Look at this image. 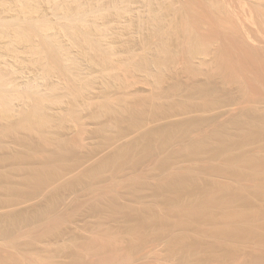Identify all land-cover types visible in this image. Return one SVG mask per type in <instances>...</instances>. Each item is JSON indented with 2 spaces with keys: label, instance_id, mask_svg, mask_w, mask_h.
I'll use <instances>...</instances> for the list:
<instances>
[{
  "label": "rangeland",
  "instance_id": "rangeland-1",
  "mask_svg": "<svg viewBox=\"0 0 264 264\" xmlns=\"http://www.w3.org/2000/svg\"><path fill=\"white\" fill-rule=\"evenodd\" d=\"M40 1L42 2L43 0H40ZM93 1L95 2L97 0H93ZM111 1L112 2L114 1V2L111 3ZM111 1H109V0H100L99 1V3L100 2L102 3L101 5L103 7L106 6L105 7L106 10L109 6H111V7H109L108 11H104L105 8L102 10L103 7L100 9V10L104 11V12H102V14L103 13L105 14L104 18L106 19L108 17L106 19V22H105V23H107V25L106 24H103V25L107 26L108 29H111V34H113V33L115 34V32H117L119 30V28H120L119 26L122 25V23L120 21H122L125 18L123 22H126V24L124 26L127 25L128 28L127 27L121 28L119 30V33L115 34V36L112 35V37L116 38L119 36L120 38H118V39L122 38L125 42L129 41L128 44L130 43V45L128 47H131V49L132 48L135 49L138 47L140 50V54H141V49L143 48V50H146V48L148 46L146 45L147 47H145V46L142 47L143 46L142 43L139 41H137V43H136V39L138 40L140 38L139 40H142L141 37L146 36L147 33H148L147 35H150L151 33L155 34L157 29L159 30V28H157L158 26H156V25L154 26V24L152 25L151 24L152 22L150 23L148 21L149 18L147 17V15L145 17L144 12H141V11H145L146 7H147L148 8L146 10L147 13L145 12V14H148V16H149L150 13L148 12V10L149 11L153 10L152 9L153 5L150 9L149 6L151 5V3H149V5L147 6L145 4L146 0H143V1H140V0L135 1L134 0L135 7H133L134 8V10H133L132 6H134V4L132 3L133 1L131 2V0H130L131 3H129V1L127 2L128 3L127 6L125 5V2L124 3L122 2L123 0H121V1L120 0H111ZM151 1H153V0H151ZM158 1L156 2L157 4L155 3V5H157L158 8L155 6L154 9L160 11L159 6H161V7L163 6L161 8V10L164 12V14H163L164 16L162 17L161 22L163 21V23H161V25L163 24L165 27L164 26H161V27H162V29L164 28L163 31L164 30L166 31V29H167V31H166L167 33L163 34V36L164 35L166 36V38H163V39H162L163 36L162 37L160 36V35H162L163 32L162 33L157 32L156 35H157V37H159V39L161 38L160 41L166 39L164 42L165 44H166V41H169V42H167L166 46L163 45L164 51H166V52H164L162 50L160 51L161 48L158 47L159 46L158 45L157 47H158L160 53L161 52H163V53L159 54V52H157V53H155L154 56L152 54V56L150 55L148 57L151 58L150 59L151 61L150 60L149 61L151 63L150 65H152V66H153L155 60H156L155 65H157L156 62H158L159 60H162L161 62H163L162 64H164L162 66L160 61H159L158 64L160 66L154 67L155 69L153 68L154 69L153 71H156V69H159L160 67H162L161 70H163L165 68L167 69L166 70L167 72L165 71L164 76H163L165 79H162L163 77L160 78L158 76L160 80L162 79L160 82L163 84L162 88L160 85H159L160 87L158 88V89H160V88L163 89V90L160 89L162 92H160L158 89H156L157 90L156 91L155 88L153 87L154 85L152 84V82L146 81L145 80L146 78L144 79V77H145L143 75L144 73L139 72V75H141V76H139L137 73V75L136 74L132 75V76L130 75V78H127L128 81L129 80H132V81L134 80V81L133 82L129 81L130 84L127 83L129 86V89H127L126 84L125 85L123 84L124 85L123 90L124 89L125 90L122 92L123 93L122 95H121L120 91L118 92L116 90L117 87L115 88V86L110 88L111 90H113V92L110 91V89L108 88L107 90H109L110 92L107 91V93H105L106 91H103V89H101L102 86H99L101 84V81H99L100 82V84L98 82L99 85L97 83H95L93 85H95L94 87H96L98 85L97 89H100V92L103 91L105 94L102 93V95L104 94L105 96H102L101 94L99 95V93H100V92H98L99 90L96 91L97 89L95 90L94 87H92L91 90H93L92 91L93 93L92 92L90 93L91 97L94 96V98H96L97 100L94 99L93 97L92 98L94 100L93 99L88 100V102L90 104L92 103L93 105L96 101L101 102V104L96 103V106L101 105V107H104V105H102V103L104 104L106 101H108L110 99L111 100L110 101L111 107H112V105L113 104L115 105V103H118L119 100L120 101L122 100L121 102L119 101V103H123V100L126 99V97H127V99H126L127 101L126 100H124V101H125V103L126 102L129 103V100H130V104L126 103L127 104L126 107H128V108L131 107V108H130V110L127 111L126 115L129 116L128 115L129 111H130V114L131 113L133 114V112H134L135 115L134 114L132 115L134 117L136 115H138V117L136 116L137 118L131 117V115H130L129 118H134V119H128L127 118V120L128 121L132 120L131 123H133V122H135L136 119H138L140 121L139 124L136 123V122H139L138 120H136L135 124L133 123L134 125L129 124L130 121L129 122L126 121V118H124L125 116L123 117L125 120L123 118H121L123 120L122 121L119 118L120 114H118L117 112H115L113 110L111 112L109 111V109L111 110L110 106H108L109 109L106 110L105 113H104L103 108H102L101 109L102 113H101V110L100 111L98 110L100 108V106H98L99 107L98 108L95 105L93 106L91 104L93 107V109H92L89 106L90 104H88V103H87L88 107L85 106V108L87 107V109H84V105L81 106V109L83 107L84 111H87L90 108L92 111H94V110L98 111L101 114L98 116L99 118L95 117V115L97 116L96 113L94 115L95 111L93 112V115H91L90 113H92V112L90 110H88L87 112H83L82 110H80V111H82L83 115L81 114V112H78V111H76V112L80 113V116H78V114L74 113V112H72L73 115L71 114V117L73 116L74 118H76L78 116L80 118V120L74 121V118L71 120V118L68 116L70 114L71 110L68 108L69 107L68 104H66L67 103L66 100H68L66 97V100L64 99L66 101L64 106L65 107L68 106L67 109L64 108L63 105H60V103H59V106L58 105L57 106L51 105L52 108L54 106L53 110L56 111L57 113L59 111H62V112H65V111L69 112L70 111L69 114H65L67 112L62 113L63 115L65 114V116H62L61 119H63L64 120L63 122H65V123L62 124L61 120H59V122H57V123H59L58 126L61 127V129L59 128L61 132L59 131L58 126L56 125L57 126L56 128L58 129V135L59 136L61 135L60 137H62L63 140L59 137L57 139L62 140L61 142H63V143H59L60 140H59V142L55 140L56 145H58V146L53 145L54 142H52V144L50 142L49 144L47 143L46 148L44 146L45 144L43 143L44 145L42 144L41 147H42V150L46 149V150H43V152H46V153L43 154V152H42V154H41L42 150L40 149L39 145L42 143V141H41L40 135L36 132L31 133L32 131H36V130H32V131L30 130V132H29V129H24V131H21V130H23V129H21V127L19 130L16 129V128H19V126L21 125V124L20 125H18V124L21 123V121H24L22 119H25V118L27 119L28 115L30 116L29 111H28V113H25V112H27L26 110H24V108L26 109L25 103H23V104H25L24 105L25 107L22 104H20L24 108L23 107L20 108L19 107L20 105L17 106L18 107L17 111H18V109L21 110L22 108L24 110V111L21 110V111H23V115H22L23 118L22 119L18 117V114L20 113V111H18V114H16L17 112L14 113V114H16V115H14L15 116L14 118L12 116H9L10 118H13V119H10L11 121L8 120L9 117H8V119H7V117L6 118L3 117V118H5V120H8L11 122V126H10V123L8 121H7L8 122V124H7L6 121L3 122L4 120L2 121V119H1L0 130L3 129L2 130L3 132L1 131V133H0L1 134L0 135V203H1L0 204V207H1L0 208V262H1L0 264H110V263L111 264H165V263L166 264H229V263L230 264H253V263L254 264H264V236H263L264 235V229L263 228L262 229L260 228L262 230V231L260 230V233L262 234L263 237L251 235L252 237H248V239L243 244L239 245V247L237 249L228 248L225 246V242L223 240H221V239H215L214 240V238H212L211 236L204 234V232H202L201 230H203V231L209 230L210 231V229H212V226L206 222H202V224H201L202 226H200V229L195 228L197 231L195 229H191V232L192 231L193 232L190 233V235L187 237L186 236L184 237V235L187 233H185L186 231H184V230L186 228L185 227L183 228V226H182V228H181V226H179L180 228L176 227L175 229H170V230L165 229L164 230V229L160 228L159 226L156 227L157 225H153V226L150 225L151 227H148L147 230L143 229V232H144L143 235L144 234L146 235V236L144 235V237H145L144 239H146V237H147V239L145 241L142 238H141L142 239L141 240L140 238L132 237L133 235H132V231H130L131 230L130 227H132L131 225L135 220L137 223L139 214H141V215L146 214L147 210H148V211L155 212V214L157 215L158 211L163 210V203L164 202H162V200L165 201V199L164 198L162 199V196H160V195H158V196L155 195L156 192L154 191V189L152 190L151 187H149V183H150V185L154 184V186L152 185V188H154L156 186L155 184H158L159 185L158 187H160V182L163 181L166 184L167 178H168V181L169 180L172 181L176 177H177V180H179L178 178L181 177L180 179H182V178L187 179L185 181H189L188 179H190L189 182H191V180L193 179L195 181H198L199 183L203 182V185L208 184L209 182H212L213 184L216 185V187H217V185H218V187H223V186H227V185L235 187L236 185H238L237 190L241 191V192L239 191V193L241 194V198H246L248 201V204L245 205V207L250 209V210L252 209V210L260 211V212L264 211V194H262L260 196L253 194V192H256V191H257L256 193H259V192L262 193L263 190L261 188H263L264 183L258 182L257 180H254V179H251L247 175H246V177L243 176L239 180H235L234 178L230 177L229 175L224 174L225 172H223V171L226 169L225 166H226L227 162H226V158L224 155H217L216 154L215 147L217 144L210 147V149L207 152L206 151H204V152L200 151V153L199 154L196 153V155L195 154L190 155L188 153H185L187 151L185 149H188L187 144H190L191 142L194 143L196 141H199L200 139L201 140H203L204 138L206 139V137H208V136L210 137L211 135L213 136L214 134H217V133H219L218 135H220V134L223 135L225 133L224 136L228 135L229 137L235 136L234 134H238L237 131H239L238 130V129H240L239 127H241V125H243L242 123H244V125H245L247 120L248 121L251 120V117L258 122L264 121V0H259L260 1L259 3H257V0H209V1L208 0H169V1L168 0L167 1L166 0H158ZM210 1H212V2H210ZM45 2L46 1H44L43 3H45ZM106 2H110L111 5H110V3L107 4ZM116 2L119 3V5L120 4L121 5L124 4V5L123 6L120 5L121 8H120V6H118V7L115 6V8L112 7L113 4ZM153 2H155V0ZM99 3H97L96 5H100ZM105 3L109 6L107 7V5ZM159 3H161V4H159ZM48 4L49 3L46 2V4H44V5H46V7L44 6V8L41 6V8H43V11H42V9H40L42 12L47 10V15H46V12H44L46 17L44 16V14H41L40 10H39L40 12L38 13V11H37L38 14L37 13L36 14L39 15L40 17H42L41 15H43L44 17L42 19L49 17L50 20H52V18L54 20V16H50V15H55V9L53 7H50ZM89 4L90 3H88L87 5L90 7L91 4L90 5ZM41 5H43V4L41 3ZM145 5H146V7H145ZM100 6L99 7L97 6V7L100 8ZM124 6H126L127 9L129 8L128 6H131V8H132L131 13L132 14L130 13V11L128 12L127 10H125L123 8L126 11V12L124 11L126 14L122 10H120V11L123 12L124 15H126V16H124L122 14L123 16L121 17L120 11H117V10L119 8L122 9V7H124ZM217 6H219V7H217ZM223 6L225 9L223 8ZM186 7H188V8H186ZM110 8L113 10H111ZM164 8L168 10L169 14H168L167 10H165ZM174 8H175V10H174ZM215 8H217V9H215ZM114 9H115V11H114ZM178 9H180V10H178ZM106 12L108 13V16L106 15ZM127 12L129 13V15ZM100 13L101 12H99L98 14H100ZM117 13H118V15H116ZM98 14H97V17L99 16ZM111 14H113L114 16L112 15V17L109 18ZM130 14H131V17H128V16H130ZM141 14H143V15H141ZM5 15H7V12ZM14 15H15L14 17L17 16V18L19 19L18 14L15 13ZM138 15H139V18H137V19L134 18L135 16L138 17ZM102 16H104V15H101V17L99 16L100 18L98 17V18H96V20L103 18ZM143 16L145 17V21L143 20L144 19ZM165 16H167V17H165ZM10 17L12 18V20L10 18L8 20H11V21L16 20L15 21L16 23L17 22L19 24L23 23V25H24V23H26V28H29V26L27 27V24H28L27 22H29V25H30V21L32 22L30 27L34 25L33 23H35V21L37 23V20H33V19L32 20L28 19L29 21L26 19L27 20V22H26V20H23V19H25V18H22L23 16H20V21H18V19H13L12 16H10ZM38 17L36 16L37 19H38ZM55 17H56V15H55ZM92 17H94V16H92ZM92 17H90V18H92ZM49 18H48V21H50ZM131 18H134V20L140 22V24H142V25L139 26V23L135 22L134 20H133L134 21L133 24H131L132 23ZM163 18H164V20L165 19H167V20L164 21ZM181 18H182V20H181ZM21 19L23 20V22H21L22 21ZM56 19H57V17L55 18V20ZM114 19L116 20V22H115L116 25L114 24V21H115ZM139 19L143 20V22L139 21ZM44 20H46V19H44ZM104 21H97V24L99 22L104 23ZM107 21H113V23L109 22V24H108ZM127 21H128V23H127ZM130 21H131V23H130ZM15 22L13 21V24L11 22L9 25L12 24L11 26L13 27L14 25H16ZM52 22L55 23L54 21H52ZM0 23H1V20H0ZM56 23L58 24V26H59V24H61V22L59 23V21H57V20H56ZM119 23H121V24H119ZM148 23L150 26L149 27H148V25L145 26V24H148ZM108 25H110V26H108ZM112 25H114V26H112ZM116 26L118 27V29L116 28ZM135 26L137 27L136 30L138 29V31H141V33L133 31ZM152 26H153L152 31H150L149 28H151ZM34 27L29 29L30 30L29 32L32 33L33 32L32 29L34 30V29L38 28L37 30L38 31L40 30L39 33L42 34V37H43L42 39H44L43 32H41V29L38 27V25L36 28H34ZM140 27H143V28L141 29ZM146 27H148V28H146ZM155 27H156V29H155ZM112 28L113 29L115 28L117 31L114 29V31H115L114 32ZM183 28H184V30H183ZM143 29L145 30L144 32H143ZM146 29L149 30V32H147ZM10 30H12V29H10ZM130 30H132L133 33ZM154 30H155V32H153ZM27 31H28V29H27ZM120 31H121V33H120ZM10 32H8V34L7 33L6 34L9 35ZM130 32H131V34H130ZM134 32H136V33H134ZM190 32L193 34H191ZM178 33H179V35H178ZM12 34L13 33L11 32V35L9 37H13L14 35H12ZM41 34H38V35L34 34V37L37 38ZM140 34L141 35L143 34V35L141 36ZM166 34H170V35L168 36ZM36 35H37V37H36ZM120 35L125 36V38L121 37ZM152 36H151V38H153L152 40H154V42H156V43L158 42L157 44H159V40L155 39L156 37L154 38ZM182 36L184 39L182 38ZM34 37H33V39L37 43L42 41L41 37L37 38V40ZM128 37H129V40H128ZM131 37H132V39H130ZM4 39H2V40H4ZM8 39L6 38V40H8ZM133 39L135 41V44L139 43V44H141L140 45L141 47L136 46L134 43H132V42H134V41H131ZM190 39H191V41H190ZM6 40H4V42ZM10 40H12V38H10L8 41H10ZM152 40H150V41H152ZM155 40H158V41H155ZM204 40H205V42L206 41L207 42L205 43ZM161 43L164 44L163 42H161ZM203 43L208 44V45H204ZM157 44H155V46ZM162 44L160 45L161 47H162ZM133 45H134V47H133ZM211 45H214V46H211ZM12 46L14 47V45H12ZM12 46H10V47L12 48ZM155 46H153V44H152L150 47H152V48L154 47V48L153 49L149 48V47L148 48L151 51V49L152 50L156 49ZM181 46L182 47L184 46V47L182 48ZM187 46H190V47L188 48ZM45 48H47V47H45ZM54 48H56V47H54ZM75 48H78V47H74V49ZM165 48H168V49H165ZM204 48H205V50H204ZM2 49H3V51H5V49L3 47H2ZM72 49H71V51H74ZM51 50L53 51V46H52ZM149 50L145 51L146 55H147V52H148V55H149V53L150 54L152 52L154 53V51L150 52ZM0 51H2V50H0ZM76 51H78V49ZM131 51H133V50H131ZM135 51L139 52L138 49H135ZM156 51H157V49L155 50V52ZM183 51H186V52H183ZM58 52H60V54H59L60 59L62 58L61 51L56 50L55 53H51L50 62L52 64L54 63L55 66L59 67L62 71L65 67L62 69L60 66V65H62L61 62L63 60H58V58H59ZM136 52H134V53H136ZM196 53H199V54H196ZM201 53H203V54L201 55ZM0 54L2 56V52ZM121 54H122V52H121ZM123 54L124 55H122V56L126 57L125 55L127 53L125 54V52H123ZM145 54H143V55H145ZM179 54H180V56H179ZM210 54H212V55H210ZM177 55H178V57H177ZM118 56L120 59H122V58L125 59L124 57L121 58L120 57L121 55H118ZM152 57L155 58V59H153L154 61L152 60ZM1 58H2V60L5 59L3 57H1ZM204 58H205V60H204ZM139 59H140V57L138 58V60ZM171 59H172V61H171ZM192 59H193V62H192ZM141 60L142 59H140L139 61H141ZM215 60H216V62H215ZM58 62H60V63H58ZM200 62H201V64H199ZM208 62H210V63L208 64ZM63 65H65V64H63ZM86 65L88 66V64H86ZM86 65H85V67H83L85 69H84V71H82L83 73H81V75H83V77L86 76L88 78V75L90 77V73L92 72L91 76L92 77L95 76V78H96V74L93 73V69H91L90 66H88V67H90L89 68L90 73L86 72V71H88L87 70L88 67H86ZM192 66H193V68H192ZM220 66H222V67H220ZM32 68H33V70H31ZM32 68L31 69L29 68L31 71L30 70L28 71V68H26L28 73L30 72V74H31L32 71L35 73L36 70H37L36 72H38V70H39L38 67H37L38 69L33 67V66H32ZM34 68L36 70H34ZM83 68H82V70H83ZM213 68H215L216 70ZM60 69H58V70L56 69L57 70L56 72H58V74L56 73L57 75H59ZM208 69H210V70H208ZM225 69H226V71H225ZM64 71H66V70L64 69ZM64 71H62V72L64 73ZM159 72H160V70H159ZM159 72H156V75ZM61 73H60V75H61ZM84 73L85 74L87 73V75H85ZM140 73H142V74H140ZM166 73H168V74H166ZM56 74L54 75L55 77H56ZM154 74H155V72H154ZM63 76H65V75H63ZM137 77H138V79H137ZM56 78H60V77H56ZM134 78H136V79H134ZM51 79L52 78H50V80ZM61 79H63V77H61ZM68 79H70V77H68ZM127 79H126V81H127ZM68 81H70V80H68ZM72 81L73 80L71 79L70 82H72ZM97 81H98V79H97ZM135 81H136V83H135ZM143 81H146V85H145V82H143ZM139 82L142 84H140ZM51 83H52V80L50 81V84ZM124 83H126V82H124ZM202 83H204V84L202 85ZM46 84H47V82H45V85ZM149 84H152V86ZM20 87L22 88V86H20ZM99 87H101V88H99ZM23 88H22V90H23ZM198 88H199V90H198ZM7 89L12 90V88H7ZM120 89L121 88H118V90H120ZM201 89H203V90H201ZM115 90H116V93H114ZM19 91H21V89H19ZM121 91H122V89H121ZM125 91H126V94L124 95ZM136 91H138V92H136ZM155 91L157 93L160 92L159 93L160 96H155V95H157V93ZM21 92H25V91H21ZM61 92H58V96H59V93L61 94ZM163 92H165V93H163ZM26 93H28L27 90H26ZM26 93H23V94H26ZM109 93H111V94H109ZM198 93H200V94H198ZM62 94H63V92H62ZM107 94L111 95L110 98L106 97V96H108ZM201 94H203V95H201ZM61 95H60V98H61ZM100 96H102V97H100ZM113 96H114V98H116V100L113 98ZM138 96H139V98H138ZM97 97L98 98L100 97L103 99L107 98V99L104 100V102H102L103 99L100 100ZM131 97H133L134 99L132 98V100H131ZM62 98H64V97L62 96ZM89 98H90V95H89ZM83 100H85V99H83ZM83 100H81L82 104H83ZM138 100H140L141 102ZM65 101H62V102H65ZM125 103H123V104H125ZM62 104H64V103H62ZM109 104L110 103L108 102L107 105H109ZM129 105H130V107H129ZM249 105H251V106H249ZM115 106H113V108ZM49 107L50 106L48 105V107H46L45 109H47ZM181 107H182V109H181ZM104 108H106V107H104ZM146 108L150 111H147ZM53 110L50 111V109H49L50 113H48V111L45 110L46 116L53 115V113H52V112H54ZM138 110H140L141 113L138 112ZM165 111H167V112H165ZM147 112L148 113L150 112V113L148 114ZM26 114H27V116L25 117L24 115H26ZM60 114H61V112H60ZM76 114H77V116H76ZM54 115H58V114L54 113ZM61 115H58L59 118ZM123 115H125V113ZM123 115H121V117ZM142 115H143V117H142ZM16 116L18 118H16ZM117 116H119V117H117ZM65 117L69 118L71 121ZM141 117H142V119H141ZM82 119L84 121H82ZM253 119L251 120V122L253 121ZM65 120H67L69 122H67ZM118 121H120V122L122 121V122L120 123ZM71 122H72V124L70 125ZM110 122H111V124H109ZM117 122L120 125H118ZM123 122H124V124H122ZM60 123L62 124V126ZM80 123H82V124H80ZM148 123H150V125ZM176 123L181 124V127L183 126L182 129L178 130L177 133L175 134L177 138L175 137V135L173 137L169 136V138H168V136H167L168 134L167 135L164 134L167 136V137H164V135H163V137L165 139L164 138H162V139L156 138L152 142L150 147H148L147 144L145 145V143H148V140H147L148 136L147 135L149 133H151L152 131L157 132L160 130H164L166 128H163V127H169L170 125H173ZM234 123H235V125H234ZM15 124L18 127L15 126ZM121 124L123 126H121ZM137 124H138V126H137ZM238 124H241V125H238ZM247 124H249V123H247ZM247 124L245 127H247ZM50 125H47V127L45 126L46 131L45 130L42 131L44 134L46 132V135H45L46 137H49L52 135V129H48V128H50V127L54 128L55 127V125H53L54 127H52V123H50ZM8 126L10 127L11 131L9 129H7V128H9ZM81 126H82V128H81ZM243 126H242V129H243ZM161 127H162V129H161ZM187 127H189L188 128L189 130L187 129ZM191 127H192V129H191ZM245 127H244V129H246ZM107 128L109 129V132H108ZM184 128L187 129V131ZM6 129L8 130L9 133L8 132L4 133V130L7 131ZM42 129H44V128H42ZM57 129L55 131L54 130L53 131L55 133H57ZM83 130H85V131H83ZM105 130H106V132H105ZM139 130H141V131H139ZM101 131H103V132H101ZM138 131H139V133H138ZM136 132H137V134H136ZM145 132H147V135H145ZM181 132H182V136L180 134ZM2 133H3L4 137L2 136ZM84 133H85V135H84ZM102 133H103L104 137H103ZM104 133H107L109 136H107ZM256 133H257V136L259 139L261 137L260 141L263 142L264 141V128L257 127ZM184 134H186V135H184ZM209 134H211V135H209ZM18 135H19V137H18ZM83 135H84V137H83ZM206 135H208V136H206ZM259 135H261V136H259ZM143 136L146 137V141H145V138ZM2 137H3V140H2ZM4 138H6V139H4ZM108 138H109V141H108ZM111 138H113L112 141H111ZM143 138H144V140H143ZM19 139H20V141H22V140L24 141V142H22L23 145H21L20 141H18ZM39 139H40L41 143L39 142ZM127 140H129V141H127ZM17 141L19 143H16ZM160 141H162V142H160ZM3 142L7 143V144H4ZM57 142L60 145L57 144ZM64 142H65V146L68 145V149L65 147L66 149L63 148L64 152H62V151H61L62 153L58 152V154L64 155V157H62L63 155H61V156L58 155L57 151L61 149L59 146H62L64 144ZM136 142H137V144H136ZM155 142H157V143H155ZM153 143H154V145H153ZM31 145H32V147H31ZM128 145L130 148L136 147V149H134L135 151L131 150V152L129 153V150H128V153L130 155L127 154V157H124V158H123V156L120 157L119 158L120 161L118 159L117 161L114 162L115 164L117 163L116 165L114 163H112V164L108 165L109 167L103 166L105 170L101 171L103 169V167L101 169V167L98 165L101 161H103L104 159H108L110 157H113L116 154V151L118 149H121L123 146L128 149L129 148ZM152 145H153V147H152ZM248 145L249 144H247V145L243 144V146L236 149V155L237 156L240 155L242 157L241 159L239 158L240 156L238 157L240 159L241 163H243L246 158H251V156L254 157V156L259 154L260 150L258 151V148H257L258 144H250L249 146ZM43 146H44V148H43ZM160 148H163V149H160ZM147 149L149 151H147ZM29 150L31 152L34 151L33 152L34 155H31ZM38 150H41L40 153L38 152ZM67 151H69V153L70 152L71 153L69 154V153H67ZM37 153H39V154H37ZM47 153H49V154H47ZM68 154H69V156H71L69 158V160H68V156H67ZM11 155H12V157L17 155L18 157H20V159H21V157L24 156L22 159L26 160V162H24V160H23V162H24V164L26 163L27 168L29 169V167H30V169L27 170L26 167H24V168H26L25 170H27L29 172L23 171L24 169H22L23 168L22 165H24V164L22 162H20L21 160H19V158L17 156H15L13 158H15V159L17 158L16 159L17 161L14 159V162L16 161L18 164L12 163L13 160H10L11 162H9V160H7L8 161L7 162L6 159L11 157ZM38 155H40V157ZM42 155H45V156L49 155V156H48V158L46 156L45 158H47V159H44V158H42ZM55 155L58 157L59 161L57 158H55ZM131 155L133 157H131ZM25 156H28V157L25 158ZM124 156H126V155H124ZM129 156H130V159L131 158L134 159V157H135V160L133 163H132L133 160L131 159L132 160L131 161L129 159ZM191 156H193V157H191ZM11 158H9V159H11ZM52 158H55V160ZM39 159H41V160H39ZM61 159L63 161L67 160L65 162L66 163L69 162L70 165L69 164H67V165L63 164L62 165L63 162L61 163V161H62ZM70 159H71V162H70ZM3 160H5V162H3ZM18 160H19V162H18ZM40 161H42V162L40 163ZM59 162L61 165H58ZM10 163L12 164V167L10 166ZM20 163H22V164H20ZM42 163L45 165V167H44V165H41ZM50 163H52V164H50ZM53 163L55 165H57V166L54 165L55 168H58L60 166L59 167L60 168V176L64 173L65 177L62 175V177L59 176V178H57L58 174L55 173L56 169L53 170V174H52V171L50 173V169L49 168L47 169V167H49V166H47V165L49 164L51 166V165H53ZM72 163H73V165H72ZM31 164H32V166H31ZM36 164H37V166H36ZM163 164H166V166ZM19 165H20V167H19ZM24 166H26V165H24ZM38 166H40V168ZM64 166H66L67 168ZM97 166H98V168L100 167L99 170L100 169L101 170L99 172L102 174V175H100V173H99L100 178H98L97 176H94L95 174L92 175V177H96L98 179L97 181L95 180L96 178L95 179L91 178V177L87 178L89 176L83 175V174H86L88 172L89 168L92 167L90 170L95 169V168L97 169ZM116 166H119V168ZM17 167H19L20 169ZM54 167L52 166V168H54ZM93 167H95V168H93ZM32 168H36L40 172H43L45 170L43 172V177L48 178L51 176V178H48L47 181H49V185L53 181L51 183L53 188L52 187L49 188V185L47 188L46 184H48V183H44L45 186H43L44 184L42 182H44L46 180V178L43 181L41 179L34 180L35 182L38 180V182H40L39 184H42V186L41 185L37 186L38 183L34 184V181H32L34 185L29 186L30 183L32 184V182L29 181V183H28L27 180H28L29 176L25 177V175H23V174L30 175V172L32 170L37 171L36 169L34 170ZM64 168H65V170H64ZM18 169H19V171H18ZM129 169H131V170H129ZM187 169H189V170H187ZM20 171H22L23 174ZM123 171H125V172H123ZM156 172H158L159 174ZM220 172L221 173L223 172V173L219 174ZM57 173H59V172H57ZM70 173H71V175H70ZM72 173H74V174H72ZM107 173H108V175H107ZM79 174H80V177H82V178L79 177ZM22 175L24 176L25 180L27 179L26 181L29 185L23 179ZM53 175H55V176L57 175V177H53ZM96 175H98V174H96ZM170 175H172V176H170ZM52 177L56 178V182L54 179H52ZM84 177H85V179H84ZM164 177L166 180L164 179ZM171 177H173V178H171ZM68 178L72 179V180H69ZM51 179H52V181H50ZM80 179L81 180L83 179V180L81 182H79ZM221 179H224V180H221ZM23 180L25 181L24 184H23ZM58 180H59V182H58ZM68 180H69V182H67ZM74 180H76L77 183H76V181L74 182ZM159 180H160V182H159ZM60 181H61V183H60ZM62 182L65 184H63ZM73 182L76 185H74ZM55 183H58L59 185H57ZM80 183H82V184H80ZM14 184H16L17 186L15 187ZM213 184L212 185H211V183L209 184L210 187L212 186V189H214ZM53 185H56V186H53ZM62 185H63V188H64V186L66 188V185H68V186L71 185V186L69 188H66V189L64 188L65 189L64 190L62 188ZM239 185H241L240 186L241 189L239 188ZM9 186H11V187L14 186V188L11 189V187L9 188ZM161 186H164V184L162 183ZM4 187H6V188H4ZM20 187L23 189L21 190ZM216 187L214 190H216V191L220 190V189H218V187L216 189ZM33 188H35V189L33 190ZM57 188L58 189L60 188L62 192L61 191L59 192L60 189L58 190ZM18 190H19V192H18ZM145 190L149 191V192H146ZM141 191H144V192H141ZM189 191L190 190L187 191V193L183 196V198L181 199L180 202L177 200L178 203L180 204V207L182 206L181 208L183 209V212L182 213L180 212L181 214L180 213L175 214L176 212L174 213V215H178L175 218H179V220H182V218H183V221H184L185 220L184 217L186 215L185 212L188 213L189 211H192L194 209L193 208L194 202H196V200H198V201L201 200L200 199L201 193L194 191V190H191L190 192ZM230 192L232 193L233 191H230ZM140 193L142 195H140ZM163 193H164V189H163ZM53 194H54V196H53ZM132 194L133 195L136 194L137 196L135 197ZM63 195H64V197H63ZM147 195H149V196H147ZM186 195H187V197H186ZM15 196H17V197H15ZM118 196H120V197H118ZM159 196L161 197L162 200L159 199L160 198ZM232 196H235V195L232 194ZM145 198H151V199H145ZM225 198L227 199V196ZM150 202H152L154 205L151 206L152 203H150ZM159 202H160V204H159ZM110 204H112V206L114 204V206H113L114 210L111 209L113 211H111L109 209L111 207ZM134 204H136V205H134ZM161 204H162V206H161ZM115 205H117V206L115 207ZM155 205H156V207H155ZM123 206H125V208H127V210L129 207L130 212L127 211ZM142 206H143V208H142ZM149 206H151V208ZM160 206H161V208H160ZM117 207H119L121 210H123V209L124 210L120 211V209H117ZM144 207L145 208L148 207V208L145 209ZM77 208H79V209H77ZM149 208H150V210H149ZM115 209L117 210V212L119 211L120 213L115 212L116 211ZM124 211H126V212H124ZM111 212H113V213L115 212V213L111 214ZM173 212L174 211H172L171 214H173ZM133 215H134V217H133ZM74 216H76V217H74ZM110 216H112V217H110ZM208 216H209V214H208ZM96 217H98V219ZM129 217H130V219H129ZM132 217L134 219L137 217V219L134 220ZM99 218H101V219H99ZM131 218L133 219V221ZM106 219H107V221H106ZM103 220H105V221H103ZM90 223H92L91 224L92 226L90 225ZM136 223L134 222V224H136ZM230 224H231V226H234V225H237L238 222H237V220H234L233 222H230ZM56 226H57V228H56ZM42 229H44V230H42ZM128 229H129V231H128ZM86 230H88V231H86ZM171 230H172V232H171ZM154 231H155V234H154ZM157 231H159L158 234H157ZM207 231H205V232L207 233ZM109 232H113L114 234L116 233V235L119 234L118 236L122 237L119 241V243L121 242L119 247L120 246L122 247V248H120L121 249L120 251H122V249H124V251L121 252L122 255H120V251H119V256H118L117 252H116L117 254L113 252L114 254H116V256H118V257H116V256H114V254L109 253L111 251L110 250V251H108L109 255H111V257L114 256L115 258L113 257V259L111 258L109 260L107 258L110 256L109 255L106 256V254H108L107 251L104 255H101V253L103 254L104 252H101V253L96 252L97 255H93V254H95V251H94V253L86 252L87 249L86 250L84 249L85 248L84 244H85V246L88 245L86 243L93 242L94 241L93 239H95L96 237H97V239H98V237H99V239H100V237L106 238L105 235H106V233H109ZM129 233L132 235L131 237L129 236ZM63 234H64V236H63ZM110 234L112 235V233H109L107 235L110 237L111 236ZM97 235H101V236H97ZM43 237H44V239H43ZM129 237H130V239H129ZM259 237H260V239H259ZM184 238H185V240L183 241L182 239H184ZM75 240L77 241V243ZM141 241H144V242H141ZM61 242H63V243H61ZM163 242H165V243H163ZM183 242H185V245L183 244ZM44 243L47 246H45ZM37 245H38V248H37ZM60 245H62V246L60 247ZM132 245H133V247H131ZM119 247H118V250H119ZM143 247H145V248H143ZM127 248L129 250L128 251L126 250L127 251L126 252L125 249H127ZM79 249H82L81 251L82 252L85 251L86 253L83 254L81 251H79ZM46 250L48 251V254H49V252H52L49 254L50 256L47 253H45V252H47ZM89 251H91V250H89ZM213 251H216L221 255H225V256L227 255L228 257H225V256H222L221 258L213 257V256H211V255H213L212 254ZM162 252H163V254H162ZM66 253H68V254H66ZM78 253H79V255L81 254V256L83 255V260L76 262L75 259L78 255ZM125 255H127V256H125ZM131 255H133V256H131ZM92 256L94 257L93 259H92ZM101 258L102 259L104 258V260H102ZM39 259L41 260V262ZM43 259H44V261H43ZM47 259L49 261H54V262H49ZM81 259H82V257H81ZM106 260L107 261L109 260L108 263ZM82 261H83V263H82ZM210 262H212V263H210Z\"/></svg>",
  "mask_w": 264,
  "mask_h": 264
},
{
  "label": "bare ground",
  "instance_id": "bare-ground-1",
  "mask_svg": "<svg viewBox=\"0 0 264 264\" xmlns=\"http://www.w3.org/2000/svg\"><path fill=\"white\" fill-rule=\"evenodd\" d=\"M44 1H46V2H48L49 4V6L50 7H53L54 9H55V15H56V17H57V21H59V23L61 22V24H59V26H58V22L56 23V20H55V15H50V16H54V20H53V18H52V20H50V18H49V20L50 21H48V18H44V19H46V20H44V19H42L44 16H45V14H44V12H46V15H47V10L46 11H44V12H42L43 11V8H44V6L46 7V5H44V4H46V2L45 3H43ZM98 1V0H97ZM97 1H93V0H43L42 2L39 0H0V20H1V23H0V50H2V51H0V53L2 52V56H1V54H0V121H1V119H2V121L3 122H7L8 120H10V119H13L15 116L14 115H16V114H18V111H20V113L18 114V117L19 118H23V111L24 110H26L27 112H25V113H28V111L30 112L29 114H30V116L28 115V117H27V119L25 118V119H22V120H24V121H21V123H19L18 125H20L19 126V128H16V129H20V127H21V129H23V130H21V131H24V129H29V132H30V130L32 131V130H36V131H32L31 133H33V132H36V133H38L39 135H40V138H41V141H42V143L40 142V139H39V142L41 143H39L38 145H39V147H40V149L42 150V144L45 146V148H46V146H47V143L49 144L50 142H51V144H52V142H54L53 143V145H55V146H58V145H56V142H55V140L56 141H58L59 142V140L60 139H57L58 137L59 138H61L62 139V137H60L59 135H58V129L60 128L61 129V127L60 126H58V124L59 123H57V122H59V120H61V123L63 124V123H65V122H63L64 120L63 119H61V117L62 116H65V114H69V112L68 111H65V112H67V113H65V112H62V111H59L58 113L56 112V111H54L53 109H54V106H59V103H60V105H65V103H66V101H67V103L66 104H68V108L71 110V112H70V114L68 115L70 118H71V120L74 118L73 116L71 117V114L73 115V113L72 112H74V113H77L78 114V116H80V113H78V112H81V114L83 115V113H82V111L83 112H87L88 110H90L92 113H90L91 115H93V112L95 111H92L91 110V108L93 109V107H92V105L88 102V100L90 99V100H92L93 98H94V96H92L91 97V92L93 91V90H91L92 89V87H94L95 85H93V84H95V83H97L98 84V82L99 81H101V84H100V82H99V86H102V88L101 87H99V88H101V89H103V91H106L105 93H107V91H109V90H107L108 88L110 89L111 87H113V86H115V88H116V90L119 92H121V95L123 94L122 92L125 90H123V86L126 84V86H127V89H129V86H128V84H130L129 83V81H131V82H133L132 80H129L128 81V79L127 78H130V75L132 76V75H137V73H138V75H139V72H142V73H144L143 75L145 76L144 77V79L146 80V81H149V82H152V84L154 85L153 87L155 88V90L156 89H158L160 86H161V88H162V83H160L161 82V80L162 79H165L163 76H164V72L167 70L166 68L165 69H163V70H161L162 69V67H160L159 69H156V71H153L155 68L154 67H159L160 65L158 64V62L160 61V63H161V65L163 66L164 64H162L163 62H161L162 60H159L158 62H156V64L158 65H155V61L153 60V59H155V58H153L152 57V60L154 61V64H153V66L152 65H150L151 63H150V59L151 58H149L148 56H152V54H153V56L155 55V53H157V52H159V54H161V53H163V52H161L160 53V51L162 50V51H164V46L163 45H165L166 46V44H167V42H169V41H166V44L164 43L165 42V40H162V41H160L161 40V38L159 39V37H157V32H160V33H162V35H160L161 37L163 36V34H165V33H167L166 31H167V29H166V31L164 32L163 31V29H162V27L161 26H164L163 24L161 25V23H163V21L161 22V20H162V17L164 16L163 14H164V12L161 10V8L163 7H161V6H159L160 7V11L159 10H155L154 9V7L156 6L157 8H158V6L157 5H155V3L158 1H156L155 0V2H153V1H151V0H146V2H145V4L148 6L149 5V3H151V5L149 6V8L151 9V7H152V5H153V10H148V12L150 13L149 14V16H148V14H145V12H146V10L148 9L147 7H146V5H145V7H146V10L145 11H141V12H144V15H145V17H146V15H147V17L149 18V22L153 25L154 24V26L156 25V26H158L157 28H159V30L157 29V31H156V33L155 34H150L152 37H156L155 39H158L159 40V44H157L156 42H154V40H152L153 38H151V36L150 35H147L148 33L147 32H149V30H147L146 29V36H142L141 34V38H142V40H137L136 39V43H137V41H139V42H141L142 43V47H149V48H152V47H150L152 44H153V46H155V44H157L155 47H156V49H157V51L155 52V50L156 49H154V50H152L151 49V51L149 50V48L147 47L146 48V50H149L150 52H152V51H154V53L152 52L151 54L149 53V55H148V52H147V55L145 54L146 52V50H143V48L141 49V54H140V50H139V48L137 47V48H135V49H138V51L139 52H136L135 51V49L134 48H132L131 49V47H128L129 45H130V43L128 44V40H129V37H128V42H125L122 38L121 39H118V38H120L119 36L118 37H112V35H114L115 36V34H118L119 33V30L121 29V28H125V27H127V25L126 26H124L125 24H126V22H123L124 21V19L122 20V21H120L121 23H122V25L121 26H119L120 28H119V30L117 31L115 28V30L117 31V32H115L114 31V29H113V31L115 32V34L113 33V34H111V29H108V27L107 26H105V25H103V24H106L107 25V23H105L106 22V19L108 18H104L105 17V14L103 13L102 14V12H104V11H108V9H109V7H111V6H109V5H107V4H109L110 2H106L105 4L107 5V10H106V6L105 7H103L101 4L103 3L102 1V3L100 2L99 3V1L97 2ZM109 1H111V0H109ZM121 1V0H120ZM129 1V3H131L132 1V3L134 4V6H132V8L133 7H135V3H134V0H131V2H130V0H123L122 2L124 3L125 2V5L127 6V2ZM136 1V0H135ZM137 1H139V0H137ZM140 1H143V0H140ZM151 1V2H150ZM167 1V0H166ZM165 1V2H166ZM169 1V0H168ZM209 1V0H208ZM99 3L100 5H96L97 3ZM114 2V1H113ZM112 1H111V3H113ZM118 2V1H117ZM116 2V3H117ZM159 2V1H158ZM210 2H212V1H210ZM214 2V1H213ZM260 1L259 0H257V3H259ZM41 3L43 4V5H41ZM88 3H90L91 4V6L89 7L87 4ZM111 3H110V5H111ZM114 3L113 4V6L112 7H114L115 8V6H120L119 5V3ZM121 3V2H120ZM122 3V4H123ZM137 3V2H136ZM142 3V2H141ZM223 3V2H222ZM40 4V5H39ZM89 4V5H90ZM144 4V3H143ZM157 4V3H156ZM159 4H161V3H159ZM173 4V3H172ZM214 4V3H213ZM124 5V4H123ZM123 5H121V6H123ZM132 5V4H131ZM167 5V4H166ZM175 5V4H174ZM41 6L43 7V8H41ZM100 6V8H98V7ZM121 6H120V8H121ZM126 6H124V7H122V9H118L117 11H120V10H122L123 12L125 11V10H127L128 12L130 11V13H131V6H128L129 8L127 9V7ZM139 6V5H138ZM137 6V7H138ZM222 6V5H221ZM88 7V8H87ZM103 7V8H102ZM136 7V8H137ZM140 7V6H139ZM217 7H219V6H217ZM102 8V10L105 8V10L104 11H102V10H100ZM125 10H124V9ZM167 8V7H166ZM186 8H188V7H186ZM223 8H224V6H223ZM40 9H42V11L40 10ZM111 9V8H110ZM130 9V10H129ZM138 9V8H137ZM165 9V8H164ZM163 9V10H164ZM214 9V8H213ZM215 9H217V8H215ZM220 9V8H219ZM225 9V8H224ZM41 11V14H44V16L43 15H41L42 17H40L39 15H37L40 11ZM111 10H113V9H111ZM133 10H134V8H133ZM136 10V9H135ZM144 10V9H143ZM165 10H167V9H165ZM174 10H175V8H174ZM178 10H180V9H178ZM188 10V9H187ZM37 11H38V13H37ZM114 11H115V9H114ZM191 11V10H190ZM5 12V13H4ZM6 12H7V15H5L6 14ZM11 12V13H10ZM99 12H101L100 14H98ZM113 12V11H112ZM121 12L120 11V14H121V17L124 15V13L126 12ZM127 12V13H128ZM134 12V11H133ZM166 12V11H165ZM167 12H168V10H167ZM171 12V11H170ZM18 14L19 15V19L17 18V16L16 17H14L15 15L14 14ZM37 13V14H36ZM114 13V12H113ZM147 13V12H146ZM220 13V12H219ZM4 14V15H3ZM12 14V15H11ZM94 14V15H93ZM97 14L101 17V15H104V16H102L103 18H101V19H97L96 20V18H98L97 17ZM123 14V15H122ZM126 14V13H125ZM132 14V13H131ZM131 14H130V16H128L129 15V13H128V17H131ZM166 14V13H165ZM168 14H169V12H168ZM226 14V13H225ZM94 16V17H92V16ZM106 15L108 16V13L106 12ZM112 15L113 14H111L110 15V17L109 18H111L112 17ZM116 15H118V13L116 14ZM141 15H143V14H141ZM171 15V14H170ZM222 15V14H221ZM10 16H12L13 17V19H18V21H20V16H23L22 18H25V19H23V20H28V19H30V20H37V23H36V21H35V23H33L34 25L33 26H31L30 27V25H31V21H30V25H29V22H27V20H26V22L28 23L27 24V27L29 26V28H26V23H24V25H23V23L22 24H19L18 22L16 23L15 21L16 20H13L14 22H15V24L16 25H14L13 27L11 26L12 24H13V21H11L12 20V18L10 17ZM36 16L38 17V19L36 18ZM114 16V15H113ZM120 16V15H119ZM124 16H126V15H124ZM133 16V15H132ZM263 16V15H262ZM46 17V16H45ZM90 17H92V18H90ZM99 17V18H100ZM116 17V16H115ZM144 17V16H143ZM145 17H144V21H145ZM165 17H167V16H165ZM164 17V18H165ZM11 19V20H8V19ZM36 18V19H35ZM95 18V19H94ZM120 18V17H119ZM127 18V17H126ZM134 18H139V15H138V17H134ZM134 18H131L132 20V23H131V21H130V23L131 24H133V22L135 21V22H137V23H139V26L140 25H142V24H140V22H138V21H136V20H134ZM147 18V19H148ZM164 18H163V20H164ZM170 18V17H169ZM105 21H104V20ZM117 19V18H116ZM130 19V18H129ZM146 19V20H147ZM8 20V21H7ZM22 20V19H21ZM23 20L21 21V22H23ZM115 20V19H114ZM113 20V21H114ZM127 20V19H126ZM125 20V21H126ZM134 20V21H133ZM143 20H140L139 19V21H142L143 22ZM165 20H167V19H165ZM164 20V21H165ZM171 20V19H170ZM181 20H182V18H181ZM29 21V20H28ZM52 21H54L55 23H53ZM97 21H104V23H101V22H99L98 24H97ZM113 21H107L108 22V24H109V22H111V23H113ZM12 22V24L11 25H9L10 23ZM20 22V23H21ZM51 22V23H50ZM116 20L114 21V24L116 25ZM141 22V23H142ZM176 22V21H175ZM185 22V21H184ZM121 23H119V24H121ZM124 23V24H123ZM127 23H128V21H127ZM146 23V22H145ZM189 23V22H188ZM18 24V25H17ZM38 25V27L41 29V32H43V36H44V39H42L43 37H42V34L41 33H39V31L37 30V29H32V33H30L29 31V29H31V28H33L34 26V28H36L37 27V25ZM118 24V25H119ZM165 24V23H164ZM170 24V23H169ZM23 25V26H22ZM136 25V24H135ZM146 25H148V27L150 26L149 25V23L148 24H145V26ZM166 25V24H165ZM173 25V24H172ZM185 25V24H184ZM183 25V26H184ZM187 25V24H186ZM108 26H110V25H108ZM112 26H114V25H112ZM130 26V25H129ZM137 26V25H136ZM135 26V28L133 29V31H136V32H139V33H141V31H138V29L136 30V27ZM138 26V27H139ZM132 27V26H131ZM134 27V26H133ZM148 27H146V28H148ZM165 27V26H164ZM193 27V26H192ZM110 28V27H109ZM116 28L118 29V27L116 26ZM128 28V27H127ZM141 29L143 28V27H140ZM145 28V27H144ZM152 28H153V26L151 27V28H149L150 29V31H152ZM188 28V27H187ZM10 29H12V30H10ZM27 29H28V31H27ZM132 29V28H131ZM140 29V30H141ZM155 29H156V27H155ZM175 29V28H174ZM178 29V28H177ZM197 29V28H196ZM13 33L12 35H14L13 37H9L10 35H11V32ZM36 30V31H35ZM173 30V29H172ZM182 30V29H181ZM183 30H184V28H183ZM191 30V29H190ZM112 31V32H113ZM131 32H132V30H130ZM145 30L143 29V32H144ZM192 31V30H191ZM8 32H10V34L9 35H7L8 34ZM37 32V33H36ZM124 32V31H123ZM126 32V31H125ZM131 32H130V34H131ZM136 32H134V33H136ZM153 32H155V30L153 31ZM169 32V31H168ZM183 32V31H182ZM7 33V34H6ZM120 33H121V31H120ZM133 33V32H132ZM138 33V34H139ZM170 33V32H169ZM187 33V32H186ZM191 33V32H190ZM34 34H41L40 36H38L37 37V35H36V37L37 38H39V37H41V39H42V41H40L39 43H37L36 41H34V39H33V37H34ZM111 34V35H110ZM125 34V33H124ZM145 34V33H144ZM174 34V33H173ZM185 34V33H184ZM191 34H193V33H191ZM7 37H6V36ZM155 35V36H154ZM166 35H170V34H166ZM178 35H179V33H178ZM121 36V35H120ZM130 36V35H129ZM137 36V35H136ZM167 36V37H168ZM177 36V35H176ZM184 36V35H183ZM183 36H182V38H183ZM189 36V35H188ZM195 36V35H194ZM121 37H123V38H125V36H121ZM135 37V36H134ZM133 37V38H134ZM139 37V36H138ZM202 37V36H201ZM5 38V39H4ZM6 38L8 39H10V38H12V40H10V41H8V40H6ZM35 38V37H34ZM37 38H35L36 40H37ZM163 38H166V36L164 35L163 37H162V39ZM195 38V37H194ZM2 39H4V40H6L5 42H4V40H2ZM40 39V40H41ZM130 39H132V37L130 38ZM184 39V38H183ZM197 39V38H196ZM150 40H152V41H150ZM158 40H155V41H158ZM169 40V39H168ZM180 40V39H179ZM188 40V39H187ZM39 41V40H38ZM131 41H134V39L133 40H131ZM172 41V40H171ZM178 41V40H177ZM190 41H191V39H190ZM211 41V40H210ZM152 42V43H151ZM161 42H163L164 44H162ZM203 42V41H202ZM204 42H205V40H204ZM207 42V41H206ZM205 42V43H206ZM132 43H134L135 44V41L134 42H132ZM131 43V44H132ZM150 43V44H149ZM193 43V42H192ZM191 43V44H192ZM197 43V42H196ZM195 43V44H196ZM205 43H203L204 45H208V44H205ZM41 44V45H40ZM139 44V43H138ZM135 44L136 46H140L141 44ZM162 44V47L160 46ZM182 44V43H181ZM184 44V43H183ZM190 44V43H189ZM200 44V43H199ZM198 44V45H199ZM217 44V43H216ZM12 45H14V47L12 46ZM147 45V46H146ZM150 45V46H149ZM159 45V46H158ZM194 45V44H193ZM201 45V44H200ZM215 45V44H214ZM214 45H211V46H214ZM10 46H12V48L10 47ZM16 46V47H15ZM50 46V47H49ZM52 46H53V51L51 50L52 49ZM78 47V48H75L76 50L78 49V51H76L75 49H74V47ZM160 47L161 49H160V51H159V49H158V47ZM168 46V45H167ZM197 46V45H196ZM203 46V45H202ZM2 47L5 49V51H3V49H2ZM45 47H47V48H45ZM54 47H56V48H54ZM133 47H134V45H133ZM141 47V46H140ZM182 47V46H181ZM184 47V46H183ZM182 47V48H183ZM188 48L190 47V46H187ZM45 48V49H44ZM51 48V49H50ZM73 48V49H72ZM163 48V49H162ZM172 48V47H171ZM203 48V47H202ZM201 48V49H202ZM218 48V47H217ZM49 49V50H48ZM71 49L72 50H74V51H71ZM145 49V48H144ZM165 49H168V48H165ZM176 49V48H175ZM179 49V48H178ZM191 49V48H190ZM199 49V48H198ZM197 49V50H198ZM51 50V51H50ZM56 50H59V51H61V56H62V58L60 59V57H59V54H60V52H58V60H63L61 63H62V65L63 64H65V65H60L61 66V68L63 69L64 67V69L66 70V71H64V69L62 70V71H64V73L61 71V69L59 68V67H56L55 66V64L53 63H51L50 62V60H51V58H50V55H51V53H55L56 52ZM131 50H133V51H131ZM204 50H205V48H204ZM208 50V49H207ZM55 51V52H54ZM76 51V52H75ZM171 51V50H170ZM196 51V50H195ZM219 51V50H218ZM120 52V53H119ZM121 52H122V54H121ZM123 52H125V56L126 57H124V56H122V55H124L123 54ZM134 52H136V53H134ZM164 52H166V51H164ZM168 52V51H167ZM183 52H186V51H183ZM191 52V51H190ZM170 53V52H169ZM213 53V52H212ZM216 53V52H215ZM143 54H145V55H143ZM196 54H199V53H196ZM203 53H201V55H202ZM221 54V53H220ZM5 57H4V56ZM118 55H121L120 57L122 58V57H124L125 59H120L119 58V56ZM166 55V54H165ZM188 55V54H187ZM206 55V54H205ZM210 55H212V54H210ZM163 56V55H162ZM179 56H180V54H179ZM189 56V55H188ZM191 56V55H190ZM1 57H3V58H5V59H3L2 60V58ZM140 57V59H142L141 61H139L138 60V58ZM177 57H178V55H177ZM183 57V56H182ZM193 57V56H192ZM195 57V56H194ZM200 57V56H199ZM208 57V56H207ZM181 58V57H180ZM185 58V57H184ZM183 58V59H184ZM196 58V57H195ZM201 58V57H200ZM170 59V58H169ZM173 59V58H172ZM172 59H171V61H172ZM182 59V58H181ZM189 59V58H188ZM2 60V61H1ZM150 60V61H149ZM174 60V59H173ZM204 60H205V58H204ZM152 61V62H153ZM168 61V60H167ZM200 61V60H199ZM202 61V60H201ZM64 62V63H63ZM166 62V61H165ZM192 62H193V59H192ZM203 62V61H202ZM215 62H216V60H215ZM220 62V61H219ZM58 63H60V62H58ZM57 63V64H58ZM186 63V62H185ZM210 62H208V64H209ZM212 63V62H211ZM228 63V62H227ZM84 64V65H83ZM86 64H88V66H90L91 67V69H93V73L94 74H96V78H95V76L94 77H92L91 75H92V72L90 73L89 72V68L90 67H88ZM179 64V63H178ZM199 64H201V62L199 63ZM214 64V63H213ZM221 64V63H220ZM219 64V65H220ZM85 65H86V67H88V71H86V72H89L90 73V77H89V75H88V78L85 76V77H83V75H81V73H83L82 71H84V69L85 68H83V67H85ZM174 65V64H173ZM198 65V64H197ZM218 65V64H217ZM223 65V64H222ZM226 65V64H225ZM32 66L33 67H35V68H39V70H38V72H36L37 70L34 68V70H36L35 71V73L33 72H31V74H30V72L28 73V71L32 68ZM196 66V65H195ZM224 66V65H223ZM168 67V66H167ZM183 67V66H182ZM181 67V68H182ZM187 67V66H186ZM211 67V66H210ZM220 67H222V66H220ZM26 68H28V71L26 70ZM30 68V69H29ZM37 68V69H38ZM82 68H83V70H82ZM154 68V69H153ZM164 68V67H163ZM176 68V67H175ZM192 68H193V66H192ZM216 68V67H215ZM215 68H213V69H215ZM58 69H60L59 70V75H57L58 74V72H56ZM189 69V68H188ZM197 69V68H196ZM201 69V68H200ZM207 69V68H206ZM212 69V70H213ZM229 69V68H228ZM26 70V71H25ZM31 70H33V68L31 69ZM30 70V71H31ZM159 70H160V72H159ZM169 70V69H168ZM179 70V69H178ZM187 70V69H186ZM202 70V69H201ZM208 70H210V69H208ZM216 70V69H215ZM232 70V69H231ZM185 71V70H184ZM224 71V70H223ZM225 71H226V69H225ZM62 72V73H61ZM154 72H155V74H154ZM156 72H159L157 75H156ZM167 72V71H166ZM204 72V71H203ZM57 73V74H56ZM60 73H61V75H60ZM88 73V74H89ZM142 73H140V74H142ZM196 73V72H195ZM226 73V72H225ZM56 74V77H60V78H56L54 75ZM85 74V73H84ZM166 74H168V73H166ZM179 74V73H178ZM192 74V73H191ZM224 74V73H223ZM63 75H65V76H63ZM67 75V76H66ZM85 75H87V73L85 74ZM171 75V74H170ZM174 75V74H173ZM139 76H141V75H139ZM161 78V77H163L161 80L159 79V77ZM166 76V75H165ZM178 76V75H177ZM225 76V75H224ZM61 77H63V79H61ZM68 77H70V79H68ZM92 77V78H91ZM143 77V76H142ZM205 77V76H204ZM50 78H52L51 80H52V83L50 84ZM168 78V77H167ZM57 79V80H56ZM71 79L73 80L72 82H70L71 81ZM97 79H98V81H97ZM126 79H127V81H126ZM133 79V78H132ZM134 79H136V78H134ZM137 79H138V77H137ZM219 79V78H218ZM227 79V78H226ZM49 80V81H48ZM63 80V81H62ZM68 80H70V81H68ZM140 80V79H139ZM146 81H143V82H145V85H146ZM45 82H47V84L45 85ZM124 82H126V83H124ZM194 82V81H193ZM201 82V81H200ZM239 82V81H238ZM21 83V84H20ZM128 83V84H127ZM135 83H136V81H135ZM140 83V82H139ZM138 83V84H139ZM148 83V82H147ZM186 83V82H185ZM96 84V85H97ZM124 84V85H123ZM132 84V83H131ZM140 84H142V83H140ZM152 84H149V85H151L152 86ZM204 83H202V85H203ZM220 84V83H219ZM97 85V86H98ZM137 85V84H136ZM160 85V86H159ZM222 85V84H221ZM20 86H22V88H23V90H22V88L20 87ZM94 87V89L96 90L98 87ZM125 86V87H126ZM134 86V85H133ZM138 86V85H137ZM170 87V86H169ZM246 87V86H245ZM7 88H12V90H8ZM118 88H121L122 89V91H121V89L120 90H118ZM135 88V87H134ZM153 88V89H154ZM160 88V89H161ZM171 88V87H170ZM19 89H21V91H25V92H21V91H19ZM63 91H62V90ZM106 89V90H105ZM114 89V88H113ZM158 89L160 92H162L161 90H163V89ZM186 89V88H185ZM26 90H27V92L28 93H26ZM91 90V91H90ZM99 90V91H98ZM116 90H115V92L114 93H116ZM172 90V89H171ZM170 90V91H171ZM198 90H199V88H198ZM201 90H203V89H201ZM63 92V94H62V92ZM90 91V92H89ZM96 91H98V92H100V89H97ZM95 91V92H96ZM103 91H101L100 93H99V95L101 94L102 95V93H104ZM110 91H112L113 92V90H111L110 89ZM109 91V92H110ZM157 91V90H156ZM155 91V92H156ZM58 92H61V94L59 93V96H58ZM89 92V93H88ZM130 92V91H129ZM136 92H138V91H136ZM154 92V93H155ZM159 92V93H160ZM176 92V91H175ZM197 92V91H196ZM204 92V91H203ZM23 93H26V94H23ZM93 93V92H92ZM104 93V94H105ZM157 93V92H156ZM155 93V94H156ZM159 93H157V95H155V96H160L159 95ZM163 93H165V92H163ZM202 93V92H201ZM243 93V92H242ZM28 94V95H27ZM98 94V93H97ZM102 95V96H105V95ZM109 94H111V93H109ZM126 94V91H125V93H124V95ZM162 94V93H161ZM198 94H200V93H198ZM197 94V95H198ZM251 94V93H250ZM253 94V93H252ZM60 95H61V98H60ZM89 95H90V98H89ZM108 95V94H107ZM174 95V94H173ZM181 95V94H180ZM201 95H203V94H201ZM62 96L64 97V98H62ZM98 96V95H97ZM102 96H100V97H102ZM110 96L111 95H108V96H106L107 98H110ZM130 96V95H129ZM66 97H67V99L68 100H66ZM98 98V99H100V100H102L103 98ZM124 97V96H123ZM141 97V96H140ZM146 97V96H145ZM231 97V96H230ZM105 98V97H104ZM106 98V99H107ZM113 98H114V96H113ZM112 98V99H113ZM121 98V97H120ZM132 98L133 97H131V100H132ZM137 98V97H136ZM138 98H139V96H138ZM66 101H65V100ZM83 99H85V100H83ZM94 99H96V98H94ZM93 99V100H94ZM106 99H103V101L102 102H104V100H106ZM115 100H116V98H114ZM119 99V98H118ZM122 99V98H121ZM124 99V98H123ZM126 99H127V97H126ZM126 99H124V100H126ZM130 99V98H129ZM134 99V98H133ZM81 100H83V104H82V102H81ZM97 100V99H96ZM95 100V101H96ZM99 100V101H100ZM123 100V103H125V101ZM142 100V99H141ZM153 100V99H152ZM159 100V99H158ZM157 100V101H158ZM214 100V99H213ZM23 101V102H22ZM62 101H65V102H62ZM94 101V102H95ZM111 100L109 99L108 101H106L104 104L102 103V105H104V107H106V108H104V107H101V105H98V106H100V108L98 107V106H96V103H100L101 104V102H95L94 103V105L96 106V107H98L97 109L100 111L102 108H103V111H104V113L106 112V110H108L109 108H108V106H110L111 107V102H110ZM114 101V100H113ZM120 101V100H119ZM119 101H118V103H115V105L113 104L112 105V107H111V110L109 109V111L111 112L112 110L113 111H115V112H117L118 114H120V117L119 116H117V117H119L120 119L121 118H123L124 116V118H126V121H128L127 120V118L128 119H134L136 116L138 117V115H136L135 117L134 116H132L133 114H134V110L132 111L133 112V114L131 113L130 114V111H129V116H127L126 115V113H127V111L128 110H130V105H129V107L130 108H128V107H126V105L127 104H130V100H129V103L128 102H126L125 104H123V103H119ZM122 101V100H121ZM120 101V102H121ZM127 101V100H126ZM137 101V100H136ZM138 101H140V100H138ZM155 101V100H154ZM197 101V100H196ZM64 103V104H62V103ZM92 102V101H91ZM108 102L110 103L109 105H107L108 104ZM141 102V101H140ZM159 102V101H158ZM189 102V101H188ZM23 103H25V104H23ZM90 104L89 106L91 107L90 109H88L87 111H84L83 110V107H82V109H81V106L82 105H84V109H87V107H88V104ZM107 103V104H106ZM137 103V102H136ZM20 104H22L23 106L25 105L26 106V109L22 106V105H20ZM142 104V103H141ZM146 104V103H145ZM182 104V103H181ZM184 104V103H183ZM18 105H20L19 107L21 108V107H23L24 108V110H23V108L21 109V110H23V111H21V110H19L18 109V111H17V106ZM48 105L50 106L49 108H47V109H45L46 107H48ZM51 105H54L53 106V108L51 107ZM93 105V106H94ZM140 105V104H139ZM206 105V104H205ZM85 106H87L86 108H85ZM113 106H115L114 108H113ZM185 106V105H184ZM249 106H251V105H249ZM28 107V108H27ZM67 107H65L64 106V108H66L67 109ZM95 107V108H96ZM137 107V106H136ZM135 107V108H136ZM140 107V106H139ZM149 107V106H148ZM151 107V106H150ZM183 107V106H182ZM182 107H181V109H182ZM16 108V109H15ZM56 108V107H55ZM60 108V107H59ZM143 108V107H142ZM180 108V107H179ZM49 109H50V111H54V112H52L53 113V115H54V113H56V114H58V115H61L62 113H65L64 115L62 114L61 116H60V118H59V116L58 115H49L48 113H50L49 112ZM65 109V110H66ZM79 109V110H78ZM150 109V108H149ZM152 109V108H151ZM154 109V108H153ZM159 109V108H158ZM163 109V108H162ZM45 110H47L48 111V115L51 117H49V116H46V111ZM57 110V109H56ZM80 110H82V111H80ZM137 110V109H136ZM143 110V109H142ZM146 110L147 111H150V110H148L147 108H146ZM45 111V112H44ZM76 111H78V112H76ZM108 111V112H109ZM145 111V110H144ZM155 111V110H154ZM160 111V110H159ZM17 112V113H16ZM60 112H61V114H60ZM138 112H140V110H138ZM143 112V111H142ZM146 112V111H145ZM165 112H167V111H165ZM14 113H16V114H14ZM51 113V114H52ZM95 113L97 114V116L95 115ZM101 113H102V110H101ZM125 113V115H123ZM141 113V112H140ZM148 113V112H147ZM150 113V112H149ZM148 113V114H149ZM154 113V112H153ZM77 114H76V116H77ZM169 114V113H168ZM172 114V113H171ZM75 115V114H74ZM94 115H95V117L96 118H99L98 116L99 115H101L100 114V112H98V111H95L94 112ZM121 115H123L122 117H121ZM130 115H131V117H134V118H129L130 117ZM135 115V114H134ZM146 115V114H145ZM153 115V114H152ZM158 115V114H157ZM9 116H12L13 118H10ZM22 116V117H21ZM25 117L27 116V114L26 115H24ZM56 116V117H55ZM75 116V117H76ZM76 117V118H74V121L76 120V121H78V120H80V118L79 117ZM168 116V115H167ZM3 117H7V119H8V117H9V119L8 120H5V118H3ZM17 116H16V118H18ZM58 117V118H57ZM85 117V116H84ZM94 117V116H93ZM116 117V118H117ZM136 117V118H137ZM142 117H143V115H142ZM142 117H141V119H142ZM176 117V116H175ZM179 117V116H178ZM65 118H67V117H65ZM78 118V119H77ZM95 118V119H96ZM103 118V117H102ZM123 118V119H124ZM147 118V117H146ZM154 118V117H153ZM68 120H70L69 118H67ZM84 119V118H83ZM82 119V121H84ZM86 119V118H85ZM91 119V118H90ZM104 119V118H103ZM118 119V118H117ZM253 118L251 117V120H252ZM15 120V119H14ZM18 120V119H17ZM70 120V121H71ZM97 120V119H96ZM122 120V119H121ZM125 120V119H124ZM136 120H138V119H136ZM136 120H135V122H136ZM251 120L250 121H246V124L247 123H249V124H247V127H245L246 126V124L244 125V123H242L243 125H241V124H238V125H241V127H239L240 129H238L239 131H237L238 132V134H234L235 136H224L225 135V133L222 135V134H220V135H218L219 133H217V134H214L213 136L211 135V134H209V135H211L210 137L208 136V135H206V136H208V137H206V139L204 138H202L203 140H199V141H196V142H191L190 144H187V147H188V149H185V150H187L185 153H188V154H190V155H192V154H195L196 155V153H200V151H202V152H204V151H208L209 149H210V147H212V146H214L215 144H217L216 145V147H215V151H216V154L217 155H224L225 156V158H226V162H227V164H226V166H225V170L223 171V172H225L224 174H227V175H229L230 177H232V178H234L235 180H239L240 178H242L243 176L244 177H246V175L247 176H249L251 179H254V180H257L258 182H263L264 183V141L262 142V141H260V139H261V137H260V139L258 138V136H257V133H256V130H257V127H261V128H264V121H260V122H258V121H256L255 119H253V121L251 122ZM11 121V120H10ZM10 121H8L9 123H10V126H11V122ZM19 121V120H18ZM65 121H67V120H65ZM73 121V122H74ZM123 121V120H122ZM121 121V122H122ZM130 121V123L129 124H135V122H133V123H131V121L132 120H129ZM128 121V122H129ZM139 121V120H138ZM142 121V120H141ZM233 121V120H232ZM8 122H7V124H8ZM67 122H69V121H67ZM86 122V121H85ZM118 122H120V121H118ZM117 122V124L118 125H120L119 123ZM120 122V123H121ZM125 122V121H124ZM124 122L122 123V124H124ZM150 122V121H149ZM159 122V121H158ZM192 122V121H191ZM200 122V121H199ZM240 122V121H239ZM238 122V123H239ZM50 123H52V127H54L53 125H55V127L54 128H48V129H52V135L51 136H49V137H46L45 135H46V132H45V134L42 132V131H46V128H45V126L47 127V125H50ZM60 123V124H61ZM106 123V122H105ZM136 123H140V121L139 122H136ZM172 123V122H171ZM186 123V122H185ZM237 123V122H236ZM6 124V123H5ZM13 124V123H12ZM62 124H61V126H62ZM72 124V122L70 123V125ZM80 124H82V123H80ZM107 124V123H106ZM109 124H111V122L109 123ZM121 124V126H123ZM128 124V125H129ZM133 124V125H134ZM138 124H137V126H138ZM149 125H150V123H148ZM187 124V123H186ZM190 124V123H189ZM2 125V124H1ZM58 126V129L56 128L57 126ZM114 125V124H113ZM130 125V126H131ZM191 125V124H190ZM195 125V124H194ZM200 125V124H199ZM226 125V124H225ZM234 125H235V123H234ZM15 126H17L16 124H15ZM51 126V125H50ZM136 126V125H135ZM193 126V125H192ZM196 126V125H195ZM194 126V127H195ZM198 126V125H197ZM216 126V125H215ZM242 126H243V129H242ZM9 127V126H8ZM18 127V126H17ZM69 127V126H68ZM67 127V128H68ZM84 127V126H83ZM110 127V126H109ZM117 127V126H116ZM145 127V126H144ZM147 127V126H146ZM183 127V126H182ZM182 127H181V124H179V123H176V124H173V125H170L169 127H163V128H166V129H164V130H160V131H152L151 133H149L148 135H147V132H145V135H147L148 137V143H145V145L147 144V146L148 147H150L151 146V144H152V142L157 138H160V139H162V138H164V137H167L168 136V138H169V136L170 137H173L176 133H177V131L178 130H180V129H182ZM199 127V126H198ZM237 127V128H238ZM244 127L246 128V129H244ZM3 128V127H2ZM1 128V129H2ZM12 128V127H11ZM14 128V127H13ZM42 128H44V129H42ZM57 129V133H55L54 131ZM79 128V127H78ZM81 128H82V126H81ZM85 128V127H84ZM124 128V127H123ZM126 128V127H125ZM131 128V127H130ZM189 127H187V129H188ZM197 128V127H196ZM201 128V127H200ZM7 129H9L10 130V127L9 128H7ZM6 129V130H7ZM60 129H59V131H60ZM105 129V128H104ZM103 129V130H104ZM108 129V128H107ZM111 129V128H110ZM128 129V128H127ZM133 129V128H132ZM161 129H162V127H161ZM185 129V128H184ZM183 129V130H184ZM187 129H185L186 131H187ZM191 129H192V127H191ZM190 129V130H191ZM206 129V128H205ZM214 129V128H213ZM212 129V130H213ZM3 130V129H2ZM2 130H0V133H1V131ZM15 130V129H14ZM17 130V131H18ZM54 130V131H53ZM102 130V129H101ZM117 130V129H116ZM189 130V129H188ZM196 130V129H195ZM11 131V130H10ZM13 131V130H12ZM16 131V130H15ZM20 131V132H21ZM27 131V130H26ZM83 131H85V130H83ZM139 131H141V130H139ZM139 131H138V133H139ZM193 131V130H192ZM3 132V131H2ZM6 132H8V130L7 131H5L4 130V133H6ZM51 132V131H50ZM54 132V133H53ZM61 132V131H60ZM59 132V133H60ZM101 132H103V131H101ZM105 132H106V130H105ZM108 132H109V129H108ZM189 132V131H188ZM203 132V131H202ZM9 133V132H8ZM35 133V134H36ZM144 133V132H143ZM185 133V132H184ZM196 133V132H195ZM194 133V134H195ZM48 134V133H47ZM104 134H106L107 136H109L107 133H104ZM112 134V133H111ZM136 134H137V132H136ZM142 134V133H141ZM164 134H168L167 136L166 135H164ZM181 134V136H182V132L180 133ZM179 134V135H180ZM228 134V133H227ZM1 135V134H0ZM84 135H85V133H84ZM84 135H83V137H84ZM102 135H103V133H102ZM163 135H164V137H163ZM184 135H186V134H184ZM218 135V136H217ZM2 136L4 137V135H3V133H2ZM178 136V135H177ZM180 136V137H181ZM204 136V135H203ZM259 136H261V135H259ZM3 137H2V140H3ZM18 137H19V135H18ZM39 137V136H38ZM103 137H104V135H103ZM144 137V136H143ZM175 137H176V135H175ZM145 138V141H146V137H144ZM144 138H143V140H144ZM177 138V137H176ZM175 138V139H176ZM198 138V137H197ZM4 139H6V138H4ZM21 139V138H20ZM20 139L18 140V141H20ZM28 139V138H27ZM35 139V138H34ZM38 139V138H37ZM112 139L113 138H111V141H112ZM165 139V138H164ZM171 139V138H170ZM196 139V138H195ZM63 140V139H62ZM62 140H60V142L59 143H63V142H61ZM100 140V139H99ZM167 140V139H166ZM165 140V141H166ZM5 141V140H4ZM16 142V143H19V142ZM32 141V140H31ZM107 141V140H106ZM108 141H109V138H108ZM127 141H129V140H127ZM126 141V142H127ZM22 142H24L23 140L22 141H20V143H21V145H23L22 144ZM57 142V144H59ZM105 142V141H104ZM118 142V141H117ZM160 142H162V141H160ZM170 142V141H169ZM172 142V141H171ZM4 143V142H3ZM155 143H157V142H155ZM4 144H7V143H4ZM72 144V143H71ZM127 144V143H126ZM136 144H137V142H136ZM140 144V143H139ZM243 144H258L257 145V148H258V151H259V154L258 155H256V156H254V157H252L251 156V158H246L245 160H244V162L243 163H241L240 162V159L242 158L240 155V157L239 156H237L236 155V149H238L239 147H241V146H243ZM60 145V144H59ZM74 145V144H73ZM143 145V144H142ZM153 145H154V143H153ZM153 145H152V147H153ZM190 147H189V146ZM248 145V146H249ZM30 146V145H29ZM44 146H43V148H44ZM166 146V145H165ZM19 147V146H18ZM31 147H32V145H31ZM61 149L60 150H58L57 151V154H58V152L60 153L61 151L62 152H64V150H63V148L64 149H68V145L67 146H65V142H64V144L62 145V146H59ZM66 147V148H65ZM83 147V146H82ZM120 147V146H119ZM128 147H129V145H128ZM145 147V146H144ZM151 147V148H152ZM186 147V146H185ZM36 148V147H35ZM166 148V147H165ZM178 148V147H177ZM33 149V148H32ZM134 149H136V147H132V148H125L124 146L121 148V149H118L117 151H116V154L113 156V157H110V158H108V159H104L103 161H101L98 165L101 167V169H102V167L103 166H108L109 164H112V163H114L115 161H117L120 157H122L123 156V158L124 157H127V154H129L130 152H131V150H134ZM146 149V148H145ZM160 149H163V148H160ZM174 149V148H173ZM184 149V148H183ZM37 150V149H36ZM41 150H38V152L40 153V151ZM43 150H46V149H43ZM43 150L41 151V154H42V152H43ZM126 152H125V151ZM128 150H129V153H128ZM30 151V150H29ZM70 151V150H69ZM69 151H67V153H69ZM72 151V150H71ZM76 151V150H75ZM135 151V150H134ZM147 151H149L148 149H147ZM146 151V152H147ZM183 151V150H182ZM214 151V150H213ZM34 152V151H33ZM33 152H31L30 151V153H31V155H34V153ZM55 152V151H54ZM61 152V153H62ZM133 152V151H132ZM33 153V154H32ZM39 153H37V154H39ZM44 153H46V152H43V154ZM71 153V152H70ZM69 153V154H70ZM40 154V155H41ZM47 154H49V153H47ZM56 154V155H57ZM69 154L67 155L68 156V160H69V158L71 157V156H69ZM197 154V155H198ZM238 154V153H237ZM28 155V154H27ZM40 155H38L39 157H40ZM53 155V154H52ZM55 155V158H57L58 159V155H60V154H58L57 156ZM61 155H63V154H61ZM60 155V156H61ZM124 155H126V156H124ZM130 155V154H129ZM136 155V154H135ZM189 155V156H190ZM15 156H17V155H15ZM15 156H13V157H15ZM47 156V155H46ZM45 155H42V158H44V159H47L48 158V156H47V158H45L46 157ZM59 156V157H60ZM66 156V157H67ZM74 156V155H73ZM204 156V155H203ZM11 157H12V155H11ZM11 157H9V158H11ZM11 158V159H6V161L7 160H9V162H11L10 160H13V162L12 163H17L16 161V159L15 158ZM18 157V156H17ZM24 157V156H23ZM23 157H21V159H20V157H18L19 158V160H21L20 162H22L23 164H24V162H26V160H24V159H22ZM26 157H28V156H25V158ZM37 157V156H36ZM54 157V156H53ZM62 157H64V155L62 156ZM75 157V156H74ZM131 157H133L132 155H131ZM191 157H193V156H191ZM240 159H239V158ZM246 157V156H245ZM33 158V157H32ZM55 158H52V159H54L55 160ZM61 158V157H60ZM14 159L16 160L15 162H14ZM43 159V160H44ZM72 159V158H71ZM71 159H70V162H71ZM129 159H130V156H129ZM132 159V158H131ZM130 159V160H131ZM223 159V158H222ZM244 159V158H243ZM19 160H18V162H19ZM23 160H24V162H23ZM39 160H41V159H39ZM42 160V161H43ZM62 160V159H61ZM126 160V159H125ZM133 160V161H132ZM131 161H132V163L134 162V160H135V157H134V159H132ZM137 160V159H136ZM219 160V159H218ZM28 161V160H27ZM42 161H40V163L42 162ZM58 161H59V159H58ZM57 161V162H58ZM65 161H67V160H65ZM65 161H61V163H62V165L63 164H69L70 165V163L69 162H65ZM73 161V160H72ZM119 161H120V159H119ZM201 161V160H200ZM203 161V160H202ZM206 161V160H205ZM225 161V160H224ZM243 161V160H242ZM3 162H5V160H3ZM8 162V161H7ZM6 162V163H7ZM44 162V161H43ZM48 162V161H47ZM46 162V163H47ZM128 162V161H127ZM136 162V161H135ZM222 162V161H221ZM240 162V163H239ZM22 163H20V164H22ZM31 163V162H30ZM45 163V164H46ZM56 163V162H55ZM119 163V162H118ZM121 163V162H120ZM124 163V162H123ZM126 163V162H125ZM137 163V162H136ZM18 164V163H17ZM50 164H52V163H50ZM77 164V163H76ZM115 164V163H114ZM113 164V165H114ZM117 164V163H116ZM115 164V165H116ZM191 164V163H190ZM16 165V164H15ZM24 165H26V166H24ZM24 165H22L23 166V168L22 169H24L23 171H27V170H29L30 169V167H29V169L27 168V164L25 163ZM30 165V164H29ZM41 165H44L43 163L41 164ZM54 163H53V165H47V166H49V167H47V169L49 168L50 169V173H51V171H52V174H53V170H55L56 169V171H55V173L56 174H58V177H57V175L55 176V175H53V177H57V178H59V176H60V166L58 167V168H55L54 167ZM58 165H61L60 164V162L58 163ZM72 165H73V163H72ZM162 165V164H161ZM163 165H165L166 166V164H163ZM10 166L12 167V164L10 163ZM31 166H32V164H31ZM36 166H37V164H36ZM35 166V167H36ZM52 166L54 167V168H52ZM55 166H57V165H55ZM112 166V165H111ZM204 166V165H203ZM216 166V165H215ZM19 167H20V165H19ZM19 167H17V168H19ZM24 167H26L27 168V170H25L26 168H24ZM34 167V166H33ZM39 168H40V166H38ZM37 167V168H38ZM42 167V166H41ZM44 167H45V165H44ZM51 167V168H50ZM64 167H66V166H64ZM99 167V168H100ZM109 167V166H108ZM113 167V166H112ZM116 167H118L119 168V166H116ZM212 167V166H211ZM16 168V167H15ZM38 168V169H39ZM62 168V167H61ZM67 168V167H66ZM72 168V167H71ZM92 168V167H91ZM91 168H89V170H88V172L86 173V174H83V175H87V176H89V177H87V178H96V177H92V175L93 174H95L94 176H97L98 178H100V175H102L99 171L101 170H99V168H98V166H97V169L95 168V167H93V168H95V169H92V170H90ZM164 168V167H163ZM215 168V167H214ZM20 169V168H19ZM19 169H18V171H19ZM32 169H36V168H32ZM52 169V170H51ZM58 169V170H57ZM110 169V168H109ZM218 169V168H217ZM12 170V169H11ZM37 170V169H36ZM64 170H65V168H64ZM105 169H104V167H103V169L101 170V171H104ZM127 170V169H126ZM129 170H131V169H129ZM181 170V169H180ZM185 170V169H184ZM187 170H189V169H187ZM223 170V169H222ZM31 171V170H30ZM38 171V170H37ZM31 171L30 172V175H26V174H23L22 173V171H20L23 175H25V177L26 176H29V178H28V183H29V181L30 182H32V181H34V180H36V179H41L42 181L43 180H45V178L43 177V172L45 171H43V172H40V171ZM63 171V170H62ZM87 171V170H86ZM19 172V173H20ZM27 172H29V171H27ZM57 172H59V173H57ZM64 172V171H63ZM107 172V171H106ZM112 172V171H111ZM123 172H125V171H123ZM152 172V171H151ZM215 172V171H214ZM222 172V173H223ZM54 173V174H55ZM69 173V172H68ZM99 173H100V175H99ZM103 173V172H102ZM122 173V172H121ZM148 173V172H147ZM156 173H158V172H156ZM205 173V172H204ZM221 172L219 173V174H222ZM28 174V173H27ZM72 174H74V173H72ZM96 174H98V175H96ZM132 174V173H131ZM159 174V173H158ZM165 174V173H164ZM173 174V173H172ZM14 175V174H13ZM22 175V176H23ZM51 175V174H50ZM63 176H64V173L62 174ZM62 175L60 176V177H62ZM67 175V174H66ZM69 175V174H68ZM70 175H71V173H70ZM82 175V174H81ZM107 175H108V173H107ZM154 175V174H153ZM186 175V174H185ZM188 175V174H187ZM170 176H172V175H170ZM169 176V177H170ZM52 177V179H54L55 180V182H56V178H53ZM65 177V176H64ZM79 177H80V174H79ZM113 177V176H112ZM48 178H51V176L50 177H48ZM48 178H46V180L44 181V182H42L43 184L44 183H48V184H46V186H47V188H48V185H49V181H47V179ZM80 178H82V177H80ZM171 178H173V177H171ZM181 177H179L178 179L179 180H177V177L176 178H174L172 181H168V178H167V182L165 181L166 179H165V177H164V181L166 182V184L162 181V182H160V180H159V182H160V187H158L159 185L158 184H155L156 186L154 187V188H152V185L154 186V184H152V185H150V183H149V187H151V189L153 190L154 189V191L156 192L155 193V195H160V196H162V199L164 198L165 199V201H163L162 199H161V197L159 198V199H161L162 200V202H164L163 203V210H160V211H156L158 214L156 215L155 214V212H152V211H148L147 210V213L146 214H139L138 215V221H137V223H136V220L135 219H137V217L134 219L133 217H134V215H133V219L135 220L134 222L136 223V224H134V222L132 223V227H130L131 228V230L130 231H132V235L129 233V236L131 237H134V238H142V239H144L145 237H144V235H143V229H146L147 230V228L148 227H151L150 225H157L156 227H160V228H162V229H175L176 227H178V228H180L179 226H181V228H182V226H183V228L185 227L186 229L184 230V231H186L185 233H187V234H185L184 235V237L186 236H189L190 235V233H192L191 232V229H200V226H202L201 224H202V222H206V223H208V224H210L211 226H212V229H210V231L208 230H205V231H207V233L205 232V231H203V230H201L202 232H204V234H207V235H209V236H211L212 238H214V240L215 239H221V240H223L224 242H225V246L226 247H228V248H232V249H237L238 247H239V245H241V244H243L247 239H248V237H252L251 235H253V236H262V234L260 233V230L263 228L264 229V211L263 212H260V211H255V210H250V209H248V208H246L245 207V205H247L248 204V201H247V199L246 198H241V194L239 193V191L240 190H237V186L238 185H236L235 187H232V186H223V187H218V185H217V187H218V189H220V190H218V191H216V190H214L215 189V187H216V185L215 184H213L212 182H209L208 184H204L203 185V182L201 183H199L198 181H195V180H191V182H189L190 181V179H188L189 181H185V180H187V179H180ZM214 178V177H213ZM218 178V177H217ZM22 179V178H21ZM23 179H24V176H23ZM52 179L50 180V181H52ZM69 179V178H68ZM84 179H85V177H84ZM102 179V178H101ZM162 179V178H161ZM176 179V180H175ZM216 179V178H215ZM25 180V179H24ZM23 180V184H24V182L26 181H24ZM40 180V181H41ZM66 180V179H65ZM69 180H72V179H69ZM69 180L67 181V182H69ZM77 180V179H76ZM76 180H74V182L76 181ZM83 180V179H82ZM81 179H80V181L79 182H81L82 181ZM92 180V179H91ZM96 181L98 180L97 178L95 179ZM141 180V179H140ZM157 180V179H156ZM221 180H224V179H221ZM27 181H26V183H27ZM155 181V180H154ZM241 181V180H240ZM53 182V181H52ZM51 182V183H52ZM58 182H59V180H58ZM74 182H73V184H74ZM246 182V181H245ZM10 183V182H9ZM21 183V182H20ZM25 183V184H26ZM27 183V184H28ZM37 184V186H39V185H41L42 186V184H39L40 182H38V180L35 182L34 181V184ZM51 183H50V185H49V188L50 187H52V185H51ZM60 183H61V181H60ZM63 183V182H62ZM76 183H77V181H76ZM158 183V182H157ZM162 183L164 184V186H161L162 185ZM211 183V185L213 184V188L214 189H212V186L210 187V184ZM223 183V182H222ZM241 183V182H240ZM22 184V185H23ZM26 184V185H27ZM33 184V182H32V184L30 183V185L29 186H31V185H34ZM55 184H57V185H59L58 183H55ZM63 184H65V183H63ZM67 184V183H66ZM80 184H82V183H80ZM251 184V183H250ZM15 185V187L17 186L16 184H14ZM72 185V184H71ZM70 185V186H71ZM74 185H76V184H74ZM98 185V184H97ZM136 185V184H135ZM146 185V184H145ZM43 186H45V184L43 185ZM53 186H56V185H53ZM68 185H66V188H69L70 186H68ZM91 186V185H90ZM215 186V187H214ZM221 186V185H220ZM241 185H239V188L241 189V187H240ZM11 186H9V188H10ZM19 187V186H18ZM36 187V186H35ZM60 187V186H59ZM123 187V186H122ZM133 187V186H132ZM147 187V186H146ZM217 187H216V189H217ZM4 188H6V187H4ZM12 188H14V186H12L11 187V189ZM21 188V187H20ZM26 188V187H25ZM30 188V187H29ZM40 188V187H39ZM53 188V187H52ZM51 188V189H52ZM55 188V187H54ZM61 188V187H60ZM59 188V189H60ZM62 188H63V185H62ZM64 188H65V186H64ZM63 188V189H64ZM65 188V189H66ZM243 188V187H242ZM17 189V188H16ZM23 188H21V190H22ZM31 189V188H30ZM35 188H33V190H34ZM38 189V188H37ZM45 189V188H44ZM58 189V188H57ZM56 189V190H57ZM58 189V190H59ZM64 189V190H65ZM72 189V188H71ZM70 189V190H71ZM127 189V188H126ZM163 189H164V193H163ZM263 191H262V193L261 192H259V193H256V192H253V194L254 195H262V194H264V186H263V188H261ZM2 190V189H1ZM32 190V189H31ZM39 190V189H38ZM55 190V191H56ZM57 190V191H58ZM63 190V191H64ZM107 190V189H106ZM188 190H194V191H197V192H199V193H201V200L200 201H198V200H196V202H194V209L192 210V211H189L188 213H186L185 212V220L183 221V218H182V220H179V218H175V217H177L178 215H174V213L175 214H178V213H182L183 212V209L180 207V204L178 203V201L180 202L181 201V199L183 198V196L187 193V191ZM260 190V189H259ZM6 191V190H5ZM12 191V190H11ZM10 191V192H11ZM14 191V190H13ZM16 191V190H15ZM45 191V190H44ZM52 191V190H51ZM61 191V189L59 190V192ZM146 191V190H145ZM189 191V192H190ZM229 191V192H228ZM230 191H233L232 193L230 192ZM18 192H19V190H18ZM22 192V191H21ZM27 192V191H26ZM62 192V191H61ZM85 192V191H84ZM141 192H144V191H141ZM146 192H149V191H146ZM241 192V191H240ZM13 193V192H12ZM25 193V192H24ZM52 193V192H51ZM111 193V192H110ZM138 193V192H137ZM15 194V193H14ZM56 194V193H55ZM96 194V193H95ZM107 194V193H106ZM126 194V193H125ZM134 194V193H133ZM132 194V195H133ZM154 194V193H153ZM232 194L233 195H235V196H232ZM140 195H142L141 193H140ZM139 195V196H140ZM145 195V194H144ZM154 195V196H155ZM192 195V194H191ZM19 196V195H18ZM53 196H54V194H53ZM93 196V195H92ZM99 196V195H98ZM101 196V195H100ZM103 196V195H102ZM133 196H137L136 194L135 195H133ZM138 196V197H139ZM147 196H149V195H147ZM146 196V197H147ZM227 196V199L225 198ZM6 197V196H5ZM15 197H17V196H15ZM26 197V196H25ZM63 197H64V195H63ZM118 197H120V196H118ZM124 197V196H123ZM143 197V196H142ZM141 197V198H142ZM186 197H187V195H186ZM58 198V197H57ZM98 198V197H97ZM140 198V197H139ZM254 198V197H253ZM108 199V198H107ZM145 199H151V198H145ZM155 199V198H154ZM116 200V199H115ZM134 200V199H133ZM144 200V199H143ZM178 200V201H177ZM184 200V199H183ZM257 200V199H256ZM120 201V200H119ZM146 201V200H145ZM150 201V200H149ZM160 201V200H159ZM143 202V201H142ZM141 202V203H142ZM148 202V201H147ZM5 203V202H4ZM13 203V202H12ZM101 203V202H100ZM114 203V202H113ZM121 203V202H120ZM150 203H152V202H150ZM255 203V202H254ZM1 204V203H0ZM88 204V203H87ZM97 204V203H96ZM140 204V203H139ZM148 204V203H147ZM159 204H160V202H159ZM75 205V204H74ZM101 205V204H100ZM111 205V207L109 208L110 210L111 209H113V206H114V204H113V206H112V204H110ZM134 205H136V204H134ZM146 205V204H145ZM144 205V206H145ZM149 205V204H148ZM152 205H154L153 203L151 204V206ZM81 206V205H80ZM117 205H115V207H116ZM138 206V205H137ZM140 206V205H139ZM151 206H149L150 208H151ZM161 206H162V204H161ZM161 206H160V208H161ZM120 207V206H119ZM119 207H117V209H120ZM122 207V206H121ZM124 208H125V206H123ZM155 207H156V205H155ZM1 208V207H0ZM14 208V207H13ZM139 208V207H138ZM142 208H143V206H142ZM141 208V209H142ZM145 208V207H144ZM146 208H148V207H146ZM145 208V209H146ZM150 208H149V210H150ZM153 208V207H152ZM165 208V209H164ZM46 209V208H45ZM73 209V208H72ZM77 209H79V208H77ZM87 209V208H86ZM89 209V208H88ZM97 209V208H96ZM126 210H127V208H125ZM180 209V210H179ZM114 210V209H113ZM113 210H111V211H113ZM116 210V209H115ZM124 210V209H123ZM123 210H121L120 209V211H123ZM39 211V210H38ZM75 211V210H74ZM88 211V210H87ZM127 211H129L130 212V209H129V207H128V210ZM164 211V212H163ZM172 211H174L173 212V214H171L172 213ZM105 212V211H104ZM115 212H117V210L115 211ZM114 212V213H115ZM119 212V211H118ZM117 212V213H118ZM124 212H126V211H124ZM99 213V212H98ZM113 212H111V214H114ZM116 213V214H117ZM120 213V212H119ZM141 213V212H140ZM153 213V214H152ZM180 213V214H181ZM110 214V213H109ZM128 214V213H127ZM134 214V213H133ZM137 214V213H136ZM208 214H209V216H208ZM52 215V214H51ZM41 216V215H40ZM174 216V217H173ZM74 217H76V216H74ZM99 217V216H98ZM98 217H96L97 219H98ZM110 217H112V216H110ZM116 217V216H115ZM31 218V217H30ZM64 218V217H63ZM131 218V219H132ZM54 219V218H53ZM99 219H101V218H99ZM129 219H130V217H129ZM133 219H132V221H133ZM234 220H237V222H238V224L237 225H234V226H231V224H230V222H233ZM56 221V220H55ZM71 221V220H70ZM103 221H105V220H103ZM106 221H107V219H106ZM131 221V220H130ZM52 222V221H51ZM94 222V221H93ZM100 222V221H99ZM130 223V224H131ZM68 224V223H67ZM92 223H90V225H91ZM99 224V223H98ZM66 225V224H65ZM89 225V226H90ZM259 225V226H258ZM61 226V225H60ZM87 226V225H86ZM92 226V225H91ZM97 226V225H96ZM204 226V225H203ZM210 226V227H211ZM72 227V226H71ZM209 227V226H208ZM11 228V227H10ZM41 228V227H40ZM56 228H57V226H56ZM86 228V227H85ZM129 228V229H130ZM202 228V227H201ZM261 228V229H260ZM47 229V228H46ZM129 229H128V231H129ZM195 229V230H196ZM203 229V228H202ZM206 229V228H205ZM3 230V229H2ZM42 230H44V229H42ZM57 230V229H56ZM89 230V229H88ZM88 230H86V231H88ZM110 230V229H109ZM114 230V229H113ZM194 230V231H195ZM61 231V230H60ZM90 231V230H89ZM95 231V230H94ZM145 231V230H144ZM190 231V232H189ZM197 231V230H196ZM262 231V230H261ZM158 232L159 231H157V234H158ZM166 232V231H165ZM168 232V231H167ZM171 232H172V230H171ZM199 232V231H198ZM52 233V232H51ZM66 233V232H65ZM109 233H112V237L110 238L107 234H109ZM109 233H106V238L105 237H100V239H99V237H98V239H97V237L95 238V239H93L94 241L93 242H89V243H86V244H88V245H86L85 246V244H84V249L86 250V252H90V253H94V251H95V254H93V255H97L96 254V252L98 253V252H104L103 254L101 253V255H104L105 253H106V251H107V253H108V251H110L109 253H112V254H114V253H118V256H119V251L121 250L120 248H122L121 246L119 247V245L121 244V242L119 243V241H120V239L122 238V237H119L118 235H116V233L114 234L113 232H109ZM53 234V233H52ZM92 234V233H91ZM98 234V233H97ZM103 234V233H102ZM154 234H155V231H154ZM71 235V234H70ZM103 235V236H104ZM161 235V234H160ZM63 236H64V234H63ZM97 236H101V235H97ZM146 236V235H145ZM158 236V235H157ZM264 236V235H263ZM262 236V237H263ZM94 237V236H93ZM109 237V238H108ZM127 237V236H126ZM130 237H129V239H130ZM182 237V236H181ZM128 238V237H127ZM149 238V237H148ZM43 239H44V237H43ZM49 239V238H48ZM59 239V238H58ZM141 239V240H142ZM146 239H147V237H146ZM146 239H144V241L146 240ZM259 239H260V237H259ZM34 240V239H33ZM37 240V239H36ZM134 240V239H133ZM149 240V239H148ZM173 240V239H172ZM177 240V239H176ZM180 240V239H179ZM183 241L185 240V238L184 239H182ZM262 240V239H261ZM71 241V240H70ZM76 241V240H75ZM123 241V240H122ZM127 241V240H126ZM144 241H141V242H144ZM191 241V240H190ZM36 242V241H35ZM48 242V241H47ZM46 242V243H47ZM72 242V241H71ZM82 242V241H81ZM86 242V241H85ZM166 242V241H165ZM165 242H163V243H165ZM216 242V241H215ZM262 242V241H261ZM52 243V242H51ZM58 243V242H57ZM61 243H63V242H61ZM76 243H77V241H76ZM130 243V242H129ZM214 243V242H213ZM40 244V243H39ZM43 244V243H42ZM45 244V243H44ZM48 244V243H47ZM67 244V243H66ZM125 244V243H124ZM149 244V243H148ZM147 244V245H148ZM183 244L185 245V242H183ZM253 244V243H252ZM52 245V244H51ZM126 245V244H125ZM151 245V244H150ZM168 245V244H167ZM45 246H47L46 244H45ZM53 246V245H52ZM55 246V245H54ZM62 245H60V247H61ZM183 246V245H182ZM197 246V245H196ZM213 246V245H212ZM42 247V246H41ZM49 247V246H48ZM56 247V246H55ZM118 247H119V250H118ZM131 247H133V245L131 246ZM152 247V246H151ZM252 247V246H251ZM30 248V247H29ZM37 248H38V245H37ZM63 248V247H62ZM76 248V247H75ZM80 248V247H79ZM124 248V247H123ZM143 248H145V247H143ZM170 248V247H169ZM194 248V247H193ZM205 248V247H204ZM35 249V248H34ZM57 249V248H56ZM66 249V248H65ZM187 249V248H186ZM231 249V250H232ZM26 250V249H25ZM24 250V251H25ZM82 249H79V251H81ZM89 250H91V251H89ZM128 251L129 249L127 248V249H125V251ZM173 250V249H172ZM179 250V249H178ZM199 250V249H198ZM240 250V249H239ZM256 250V249H255ZM258 250V249H257ZM39 251V250H38ZM47 251V250H46ZM56 251V250H55ZM60 251V250H59ZM77 251V250H76ZM93 251V252H92ZM122 251H124V249H122ZM122 251H120V255H122L121 254V252ZM126 251V252H127ZM26 252V251H25ZM45 252V251H44ZM82 252V251H81ZM80 252V253H81ZM85 251H83L82 253L83 254H85L86 253ZM114 252V253H113ZM45 253H47L48 254V251L47 252H45ZM50 253H52V252H49V254ZM81 253V254H82ZM99 253V254H100ZM109 253L108 254H106V256L107 255H109ZM116 253V254H117ZM125 253V252H124ZM224 253V252H223ZM41 254V253H40ZM48 254V255H49ZM66 254H68V253H66ZM65 254V255H66ZM81 254L79 255V253H78V255H77V257H76V262H78V261H81V260H83V255L81 256ZM116 254H114V256H116ZM157 254V253H156ZM162 254H163V252H162ZM211 254V253H210ZM209 254V255H210ZM213 255H211V256H213V257H218V258H221L222 256H225V255H221V254H219L218 252H216V251H213V253H212ZM244 254V253H243ZM252 254V253H251ZM33 255V254H32ZM46 255V254H45ZM61 255V254H60ZM136 255V254H135ZM134 255V256H135ZM41 256V255H40ZM50 256V255H49ZM52 256V255H51ZM85 256V255H84ZM110 257H108L107 259H113V257H111V255H109ZM118 256H116V257H118ZM124 256V255H123ZM125 256H127V255H125ZM131 256H133V255H131ZM254 256V255H253ZM259 256V255H258ZM44 257V256H43ZM47 257V256H46ZM81 257H82V259H81ZM88 257V256H87ZM122 257V256H121ZM120 257V258H121ZM162 257V256H161ZM225 257H228L227 255L225 256ZM252 257V256H251ZM16 258V257H15ZM58 258V257H57ZM61 258V257H60ZM68 258V257H67ZM94 257L92 256V259H93ZM105 258V257H104ZM104 258L102 259V260H104ZM115 258V257H114ZM132 258V257H131ZM167 258V257H166ZM247 258V257H246ZM30 259V258H29ZM37 259V258H36ZM42 259V258H41ZM89 259V258H88ZM127 259V258H126ZM195 259V258H194ZM40 260V259H39ZM46 260V259H45ZM48 260V259H47ZM55 260V259H54ZM108 260V261H109ZM124 260V259H123ZM174 260V259H173ZM236 260V259H235ZM9 261V260H8ZM12 261V260H11ZM21 261V260H20ZM36 261V260H35ZM43 261H44V259H43ZM49 261V260H48ZM107 261V260H106ZM108 261H107V263H108ZM128 261V260H127ZM251 261V260H250ZM40 262H41V260H40ZM49 262H54V261H49ZM174 262V261H173ZM234 262V261H233ZM1 263V262H0ZM16 263V262H15ZM46 263V262H45ZM82 263H83V261H82ZM169 263V262H168ZM210 263H212V262H210ZM217 263V262H216ZM227 263V262H226ZM236 263V262H235ZM111 264V263H110ZM166 264V263H165ZM230 264V263H229ZM254 264V263H253Z\"/></svg>",
  "mask_w": 264,
  "mask_h": 264
}]
</instances>
